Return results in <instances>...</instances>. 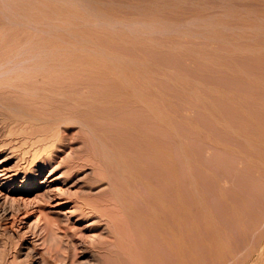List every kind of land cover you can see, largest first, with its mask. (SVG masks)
I'll use <instances>...</instances> for the list:
<instances>
[{
    "label": "rangeland",
    "instance_id": "1",
    "mask_svg": "<svg viewBox=\"0 0 264 264\" xmlns=\"http://www.w3.org/2000/svg\"><path fill=\"white\" fill-rule=\"evenodd\" d=\"M20 1H22V0H20ZM28 1L25 0V3H27V4H25L23 2L24 3L23 4V10L21 9L23 12L22 15L23 16L26 15V16L25 17L21 16V18H22V19L20 18L21 23L28 25L29 22L26 23V18L28 19V21L34 22L33 24H35L36 22L37 23L39 22L38 24L39 25L42 24L43 27L38 26V28H39L38 30L40 31V29H41L42 33L45 31L44 32L45 34L44 33L43 34L38 33L39 31L34 32V31L30 30V28L27 27V25H23V24H20V26L17 29H13L14 26L11 24V22H9V20L8 21L5 20L6 18L4 19V17H7L9 12H5L6 10H4L3 8L2 9L4 11H2V9L0 8V10L2 11L0 13V18H2V19H0V35H1V33H3L0 36L1 37L0 38V45H1L0 46V56H1L0 60L2 61V62L0 61L1 62L0 63V66H1L0 67V264H119V261L122 264H126V263H124L125 260L123 259V257L125 256V252H123L122 247L118 245L119 247L116 248V245L114 246V243L112 244V242L114 241L115 238L113 236L114 234L110 233V230L112 231V229H113L112 232H114L115 229L113 226L117 227V225H113V223L115 224L117 222V224H118V222L122 221L121 226H123L124 223H128V221H130L131 216H133V215L128 216V213L131 210H133V211H131L132 213L130 212L129 214H133V212H135V213L139 212L138 209L135 210V208H134L135 204L136 205L140 204L137 207L141 206L139 209H141L140 211L143 212L142 211V207H143L142 205H144V207H145L144 200L147 201L148 200V199L146 200L147 197H149V200H150V196L152 194H151V192L148 191V189H146L147 186L145 184H143L142 179L146 180L147 176H150L147 179L149 181H151V178H156V180H159V181L156 182V181H154L155 179L153 181H154V184L156 182L157 188L161 182H162V184L164 183V186L167 185L166 186L167 188H170L172 186L173 176L171 175L170 170H169V168L170 167L172 168V166L170 165V167H169V164L167 165V163H169L171 161V160L169 161L168 157L170 156L171 157L170 159H172L173 158V152H175V153L178 152V153H176V155L177 154L179 155L180 151L183 154V155L180 154V157L182 159L179 156H177L178 158H175L176 155H174V158L176 160L179 159L181 161L180 163L184 164V165L181 164V166L178 165L179 167H181V169H180L181 172L180 171L179 172L181 173V175H186V177L181 176L180 177L181 179L184 177L185 178L180 180L179 176H178L179 172L177 174V177H178L177 182L179 181V184H180V185L178 184V186L181 187V185H182L181 188H183V190H184V191H182V189H181V191H179L180 189H179V187H177L179 189V190L178 189L177 190L179 192H182V194L178 193V195L179 196L182 195V197L185 195L184 196L185 199L183 197V201L180 199V201H182L181 204L184 202L186 203L187 198L193 197L194 194H195L194 199H195V197L197 198L195 200H193V198H189L192 201H190L188 199L190 202L188 201L189 204L187 203V207H185L186 206V205H184L185 203L182 204V207H183V209L186 208L184 210H190V212L191 211L195 212V214H196V209H195L196 204H197V206L201 205L203 207H206L205 213L207 212V214L211 218V221L216 219L215 216H217V215L219 216V214L221 213L220 214L221 217L219 216V218H217V221H220V222H217L216 220H215L216 222L215 221H212V222H213V224L215 223L214 224L215 226H216V224H218L217 228L218 229L220 228L219 231L221 233V236L219 237V239L223 240V241L217 240V243L218 242L219 243L217 244L216 254H215V251L213 249L212 252H213L214 256L213 255L211 256L210 255L211 250L209 249V247L206 248L207 246L204 245L203 243L201 244V241H200V239H201L200 237H202V233L204 231L203 232L201 231L203 228H202V221H201V219H199L201 217V215H199L200 217L196 216V218H197V220L199 219L201 223H198L196 221L195 222L197 225L201 224V225H198V227H199L198 229H201L200 231L202 232V233L200 232V235H199V232H197V229H192L195 226L192 227L191 223L188 222L187 220H186L187 223H186V221H184L185 223L182 224L183 228H185V224H187L186 227H188L190 225V227L184 229L185 232H187L188 236H190V238L192 236H195V234L198 233L197 237L199 239L195 238L196 239L195 240L194 237H192L193 238L192 240H189L188 239L189 237L184 238V237H186V233L184 234V232H183V235H185L183 237V240L185 239L184 242L187 243L188 241H190V242L192 241V243H188V245L191 244V246H189L191 248L193 241H194V245H195L196 241L199 240L200 241L199 243L201 244L202 247L198 244V241H197L196 245L202 249L204 248V250L202 252L201 251L202 249L199 250L200 248L197 249L198 247L195 246V248H196L195 251L197 254H199L200 251L204 254L206 253L205 255H202L200 253V256L202 255V256L207 258L206 255H208L207 261H210V262H207V261L206 262L209 264H212V263L215 264L217 262L216 258L212 259V257H215V255L217 256L220 254L218 257H221V258L227 257V256L231 255V253H232L231 250H233V249L235 250V251H233V253L238 255V251L239 250L242 251L244 249L243 247L246 246L245 245L246 242L247 243L250 242L251 244H254L255 239L257 238V236L259 234V233L255 232L256 228L258 229V227H261L260 229H258V231L264 232V225H262L264 222L263 221L264 220L263 219L264 218V207H263L264 206V193H263L264 192L263 191V188H264V179H263L264 178V168L263 167L264 166L262 168H260L259 159L257 158L258 157L257 154H259L261 151L260 149L263 150V147H264L263 146V144H264V134H263L264 133V131H263V129H264V119H263L264 118V115H263L264 114V110H263L264 106L261 109L260 107H262V106H260V104H259L260 107H258V105L255 104V101H253L254 100L253 98H256V94L258 92H257V89L255 87L254 80L251 77L252 75H254V76L258 75L257 72H259V69H263V71H264V65L262 64V63H264V61H261V59L259 57L260 55L256 54V48H258V45H259L258 43H259L261 34L259 37H257L256 35H259V32L260 33L262 32V29L259 26H257L256 17H255V16L259 15L258 10H259L260 0H238V1L237 0H164V1L163 0H143V1L139 0L140 2L138 0H116L117 2H114L115 0H95V2H94V0L93 1L92 0H73V1L68 0L71 4L68 3V1H66L67 4H65V0H63V1L60 0L61 2L59 0H40V1L36 0L37 3H35L36 1L35 2H31L32 0L29 1L31 3V5L33 4L32 6H35L34 9L36 10V12L38 14L36 12L34 13L35 10L32 11V9L30 8L32 6L30 4H28L29 3ZM75 1H77L76 2L77 4L73 3ZM100 2H102L101 5H99ZM104 3H105V5H104ZM57 4L59 5V7ZM79 4H81V7ZM27 5L30 6V7H28L29 10H27ZM46 5L48 6L47 8H46ZM249 5H250V7H249ZM56 6H57V8L61 9L62 12H60L59 9H56ZM82 6H83V8H82ZM84 6H86L87 8L89 7L90 9L89 8L87 9ZM244 6H246V7L244 8ZM96 7L99 8L100 10L97 9ZM101 7H103V8L101 9ZM213 7H215V8H213ZM37 8H38V10H37ZM48 8H51V9H48ZM63 8H65V10ZM108 8H109V10L107 11ZM110 8H112V10H110ZM251 8H253V9L251 10ZM30 9L33 13L31 14V17L29 19L28 17L30 16V12H31ZM91 9H93V11ZM113 9H115V11ZM248 9H249V11H248ZM26 10L28 12L27 14H29L28 16L24 12ZM56 10H57V12H56ZM101 10H103V11H101ZM119 10H121L123 13ZM196 10H198V11H196ZM58 11H59V13H58ZM63 11H65V12H63ZM87 11H88V13L86 14ZM243 11H244V13H243ZM55 12H56V14H53ZM173 12H174V14H173ZM185 12H186V14H184ZM251 12H253V13H251ZM256 12H257V14H256ZM2 13H3V15H1ZM69 13H71V14H69ZM96 13H98V16L99 15L102 16V18L101 19L96 18V16H97ZM109 13H110V15H109ZM45 14L48 16L47 20L45 19L47 17ZM59 14L61 15V17L59 16ZM64 14H65V17H63ZM121 14L123 15V17L121 16ZM165 14H166V16H165ZM181 14H184V15H181ZM253 14H254V17H251V16H253ZM41 15H43L42 16L43 18L45 17L44 19L46 20V23L49 19H50V21H52V20L54 21V18L56 20V23L54 21L53 23L49 24L50 21H48V23L46 24L45 21L41 17H39ZM55 15H56V17H55ZM83 15H85V16H83ZM124 15H126L127 18ZM208 15L211 17H209ZM239 15H240V17H239ZM243 15H245V16H243ZM32 16L35 18H33ZM51 16H53V17H51ZM103 16H105V17H103ZM167 16H169V17L166 18ZM178 16H179V18H178ZM196 16H197V18H196ZM174 17L175 18L177 17L176 20H174L175 19ZM191 17H193V18H191ZM7 18L10 19L9 16ZM40 18H41V21H43L41 24H40ZM77 18L79 20H81V19L85 20L86 19L85 21L81 20V22L84 21L83 23H85L86 25L81 23L80 21L78 23L76 21ZM90 18L92 19V22H91ZM114 18L117 22L114 21ZM252 18H253V20H252ZM98 20H99V22H103V23L100 24L98 22ZM63 21L66 23L65 25H64ZM86 21H88L89 24L86 23ZM253 21H255V22H253ZM6 22H8L9 24L8 23L6 24ZM93 22L94 23L96 22V24H93ZM133 22H140V23L137 24V23H133ZM141 22L142 23L144 22V24L147 27L144 24L140 25V24H142ZM37 23H36V25H37ZM44 24L48 25V26H45ZM51 24L55 25L53 27H57V28L54 29ZM73 24H74V26H78V27H76V29H75ZM159 24H161V25H159ZM9 25H10V28L8 27ZM105 26H107V27L105 28ZM192 26H193V28H192ZM3 27H5L6 29H4ZM48 27H50V28H48ZM115 27H117V28H115ZM42 28H43V30H42ZM65 28L68 30H66ZM129 28H131V29H129ZM246 28H250V30L249 29L247 30ZM7 29H10V30H7ZM48 29H49V31H48ZM56 29H57V31L58 30L59 31L57 32ZM62 29L65 31V33L62 31ZM218 29H219V31H218ZM17 30L20 33L17 32ZM74 30L76 32H74ZM88 30H90V32ZM126 30H127V32H126ZM130 30H131V32H130ZM227 30H228V32L230 30L232 32V33L229 32L228 36H227ZM257 30H259V31H257ZM8 31H9L8 34H10V35H8V37H7L6 35H7ZM14 31L16 33H19L18 35H19L20 39H17L19 41V43L18 42L16 43L15 42L16 40L15 41L13 40L14 39L13 37L15 35ZM23 31L31 32V34L29 33V35H28V33L25 32L28 36H26V34H24L25 35V37H24V35L21 34V32H23ZM46 31H48V33L50 35L46 34L47 33ZM80 31H83L84 33L81 35L82 32H80ZM207 31H209V32L204 33ZM95 32H97V34ZM33 33H34V35H32ZM57 33H61V34H63V36L61 34H58L59 35V37H58ZM66 33H68V34H66ZM20 34L23 36H21ZM36 34L40 37H38V36L36 37ZM99 34H102L103 36L99 35ZM124 34H125V36H124ZM145 34H146V36H143ZM189 34H190V36H189ZM250 34H251V36H250ZM11 35H13V36H11ZM30 35H32V36H30ZM41 35H43V36H41ZM48 35L50 38L48 37ZM157 35H162V36H157ZM192 35H193V38H192ZM4 36H6V37H4ZM64 36H66L67 39L64 38ZM136 36L139 38H137ZM152 36H154V37H152ZM182 36H184V38ZM2 37L4 39L7 38V40L5 39L6 41L5 40L3 41ZM10 37H12L13 39ZM43 37L45 38V39H43V41H46V44L42 41ZM55 37H57L58 39H60V41H63V42H60ZM251 37H252V40L249 39ZM254 37H256V38H254ZM27 38H28V40L29 39L30 40L27 41ZM39 38H40V40H39ZM46 38H47V40H46ZM81 38H83V39H81ZM130 38H132V40ZM136 38H137V40H136ZM164 38H166V39L164 40ZM169 38L171 40H169ZM177 38H178V40H177ZM219 38L220 39L222 38V39L220 40ZM223 38L226 40H224ZM231 38H233L232 42H230L232 40ZM10 39H12L13 41H11ZM36 39L39 42L35 41ZM108 39H109V41H108ZM235 39L237 40V42ZM8 40H10L11 43ZM24 40H26V44H25ZM168 40L171 41L172 43L169 42ZM180 40H183V41L180 42ZM238 40H239V42L240 41L241 42L239 43ZM7 41L10 43V44L7 43L9 46V47H7V49H9V50L2 48V47L6 48L7 44H5V43ZM20 41H21V44H23L22 46H18L20 44ZM33 41L36 42L40 47L43 45L41 47L42 50H40L41 48L36 43H34ZM40 41H42V42H40ZM67 41L68 42L70 41V44H68ZM114 41H115V43H114ZM56 42L58 44L60 42L61 46L57 45ZM65 42H67V44ZM75 42H77V43H75ZM195 42H197V43H195ZM200 42H201V44H200ZM202 42H204L205 44L204 43L202 44ZM207 42H208V45L205 46ZM39 43H41V44H39ZM47 43H49V44H47ZM72 43H74V44L71 45ZM163 43H165L166 47L164 46ZM166 43L167 44L170 43V47H169V45L167 46ZM174 43H175V45H174ZM181 43L184 45L185 44H187V45L184 46ZM189 43L192 46L189 45ZM210 43H212V44L210 45ZM215 43H217V45ZM32 44H33V46H32ZM137 44H139V45H137ZM177 44H179V45H177ZM123 45H124V47H123ZM193 45H196V46L194 47ZM203 45H204V47H203ZM239 45H240V47H238ZM243 45H244V47H243ZM247 45L257 46V47H249L248 46L249 48L247 50V47H246ZM14 46H17L18 49L16 48V50H13ZM48 46L50 49L47 48ZM163 46H164V48H163ZM226 46H228L229 48H227ZM36 47H38V48H36ZM208 47H209V49H208ZM241 47H243V48H241ZM30 48H31V51L33 53L30 51ZM92 48H94V49L91 50ZM131 48L132 49L135 48V49L132 50ZM145 48L146 49L149 48V49L144 50ZM167 48H168V50H167ZM214 48L217 50L215 51ZM1 49H3L4 51H2ZM36 49H38V51H36ZM117 49H118V51H117ZM138 49H140V50H138ZM10 50H13L14 53H12V51H10ZM25 50H26V52H25ZM104 50L105 51L108 50V51L105 52ZM111 50H112V53H111ZM124 50L126 51V53ZM162 50H164V51H162ZM223 50H224V52H223ZM225 50L228 52H225ZM28 51H30V53ZM34 51H36V53ZM54 51H55V53H54ZM170 51H172V53ZM179 51H181V52H179ZM3 52H5V53H3ZM49 52H51V53H49ZM93 52L94 53L96 52V54H94ZM137 52L139 53L138 56H137V54H138ZM19 53H21V54H19ZM110 53H111V55H110ZM10 54L11 55L16 54V56L14 55L15 57L14 56L13 57L14 58L17 57V58L16 59L11 58L12 56ZM24 54L27 58L24 56ZM118 54H120L121 57ZM185 54H187V55H185ZM219 54H220V57H218ZM8 55H9V57H8ZM18 55H20L19 57H21V59L18 57ZM64 55L69 56L70 59L67 58V60L63 61L62 59H65L67 57L66 56L63 58ZM201 55H202V57H201ZM246 55L249 56L250 58H248ZM3 56H4V58H3ZM6 56H7V59L4 60L6 58ZM23 56H24V60H27V61L22 60ZM52 56H54V57H52ZM57 56H58V58H57ZM70 56H72V57H70ZM142 56H145V57H142ZM160 56H161V58H159ZM187 56H189L190 58ZM207 56H209V57H207ZM32 57H33V59H32ZM60 57H62V58H60ZM98 57L101 60H99ZM171 57H173V58H171ZM230 57L233 58L234 63L231 61L232 58L230 59ZM132 58H135V60H133ZM180 58H182V59L180 60ZM227 58H228V62H227ZM13 59L19 63H20V61L22 62V63H20V65H18L19 67L16 66L19 63L15 62ZM29 59H31V61ZM48 59L50 62L48 61ZM54 59H61V61L58 60V62H56L57 60L55 61ZM166 59L168 61H165ZM200 59L203 60V62ZM219 59L220 60L222 59V61H220ZM7 60H9V62ZM10 60H11L12 65L10 64ZM42 60H44V62ZM78 60H80L81 62L80 61L78 62ZM83 60H84V62H83ZM204 60H205V62H204ZM212 60H214V61H212ZM239 60H241V61H239ZM243 60L245 63L243 62ZM13 61L15 62L14 64L12 63ZM146 61H148V62H146ZM253 61L255 64H253ZM70 62H72V63L70 64ZM85 62H87V63H85ZM127 62H128V64H127ZM161 62H163V63L161 64ZM188 62L190 64H188ZM82 63H83V65H82ZM182 63H184V64H182ZM227 63L230 65V67L228 66ZM7 64H10L11 66L15 65V67H11ZM32 64H34V65L32 66ZM54 64H56V66ZM63 64H65L64 66H66V65L67 66L66 67L63 66L64 68H61L62 67L61 65H63ZM74 64H76V65H74ZM131 64L133 66H131ZM138 64L140 65L141 68L139 67ZM2 65H4V66H2ZM98 65H100V66H98ZM257 65H260V67ZM26 66H28V67H26ZM72 66H74V67H72ZM197 66H200V67H197ZM220 66H222V67L224 66V67L222 68ZM238 66H239V68H238ZM253 66H255V67H253ZM8 67H9V69H8ZM107 67H109V68H107ZM164 67H165V69H164ZM218 67H220V69ZM244 67H245V69H244ZM10 68H13V69H10ZM47 68H49V69H47ZM167 68H168V70L170 69V71L166 70ZM179 68H181V69L179 70ZM231 68H232V70H231ZM256 68L258 69V71L256 70ZM17 69H19V70L17 71ZM7 70H8V72H7ZM12 70H15V71H12ZM21 70H23V71H21ZM43 70L45 72H43ZM143 70H146V71L143 72ZM152 70H155V71L153 72ZM253 70H254V73H253ZM65 71L68 73V75H65V73H64ZM248 71L250 72V74ZM61 72H63V73H61ZM237 72H238V74H237ZM108 73H109V75H108ZM117 73H119V74H117ZM152 73H155V75ZM14 74L16 77H14ZM46 74L47 75L49 74V75L47 76ZM115 74H117V75H115ZM140 74L144 77H141ZM239 74H241L242 76ZM54 75H55V79H54ZM45 76L47 79L44 78ZM67 76H68V79H66ZM158 76H160V77H158ZM62 77L64 78V80ZM48 78H50V79H48ZM121 78L124 80H122ZM250 78H252V79H250ZM50 80H51V82H50ZM137 80L138 81L140 80L139 81L140 83ZM143 80H144V82H143ZM250 80L253 82L252 84H251ZM40 81L42 82L41 83L42 85H39ZM55 81H56V83H55ZM60 81L62 82V84ZM123 81H124V83H123ZM244 81H245V83H244ZM43 83H45V84H43ZM46 83H48V84H46ZM59 83H60V85H59ZM51 85H53L54 87ZM85 86H87V87H85ZM29 87H31L32 89L31 88L29 89ZM46 87H48V88H46ZM52 87L55 88V90L51 89ZM61 87L62 88L64 87V88L62 89ZM73 87H74V89H73ZM76 87H79V88H76ZM93 87H95V88H93ZM249 87H252V88L248 89ZM81 88L84 90L80 91ZM101 88H104V89H101ZM59 89L61 90V92ZM64 89L66 91H64ZM85 89H87V90L89 89V90L85 91ZM133 89L136 91H134ZM68 90H70V91H68ZM75 90L79 94L76 93ZM106 90H107V92H106ZM146 90L147 91L150 90V91L147 92ZM158 90H159V92H158ZM50 91L52 93H50ZM73 91H75V92H73ZM93 91L94 92L96 91V92L94 93ZM97 91H99V92H97ZM137 91H140V92H137ZM152 91H154L153 92L154 94L152 93ZM250 91H252L254 93H252ZM57 92H59V93H57ZM66 92H69V93H66ZM119 92H120V94H119ZM160 92L163 96L160 95ZM48 93H50V94L48 95ZM70 93H71V95H70ZM97 93H100V94H97ZM61 94H63V95H61ZM91 94H92V97H91ZM75 95H76V97H75ZM129 95H132V96H129ZM148 95H150V96H148ZM153 95H154V97H152ZM50 96L53 98L51 99ZM61 96H63V97H61ZM78 96H79V98H78ZM100 96H102L101 98H105V97L106 98L103 100L100 98ZM107 96L110 98H108ZM136 96H138V97H136ZM243 96H245V97H243ZM47 97H49V99ZM87 97L88 98L90 97L89 98L90 100ZM93 97H96V99L95 98L93 99L94 102L91 101ZM150 97H152V99ZM155 97L158 99L155 100L156 99ZM137 98L139 100L141 99L142 101L137 100ZM57 99H58V101H57ZM230 99H233L234 101L230 100ZM243 99L246 101V103ZM250 100L256 105V106L255 105L254 106L257 107V109L256 108L250 109V107L253 106V103L250 102ZM50 102H52V103H50ZM54 102H56V103H54ZM58 102H60V104ZM65 102L68 104L64 105ZM84 102H85V104H84ZM139 102H141V103H139ZM162 102H164V103H162ZM243 102H244V104H243ZM57 103H58V106H57ZM61 103L63 104V106H61L62 105ZM145 104H146V106H145ZM163 104L165 105V107H163ZM151 105H154V106L151 107ZM247 105L248 106L251 105V106L248 107ZM261 105H262V103H261ZM90 106H92V107H90ZM95 106H97V108ZM146 109H148V110H146ZM150 109H151V111H150ZM243 109H245V110L250 109L249 111L252 110L251 111V113L253 114L252 118H258V119L260 118V120H263L260 122L261 124L253 123V121H250L251 118L249 120V117H248V120H249L248 121L246 119L247 114H245L247 112H245ZM164 110H166V111H164ZM253 110H254V112H253ZM156 111H159V113ZM150 113L152 114V116ZM161 113L163 115H161ZM156 114H157V116H156ZM244 114H245V116H244ZM259 114H260V116H259ZM159 117H161V118H159ZM244 119H246V120H244ZM244 121L247 122V124H249V126ZM248 122H250V123L252 122L251 123L252 125ZM111 125H114V127ZM250 128H252V129H250ZM257 129H259V130H257ZM252 130H253V132L257 131L256 132L257 134L253 133ZM140 132H141V134H140ZM246 132H247V134H246ZM110 134H111V136H110ZM253 134L256 137H254ZM145 135H146V137H145ZM236 135H238L239 137ZM242 135L243 136L245 135V136L243 137ZM257 135L259 137H261V139ZM107 136H109L110 138ZM137 136H139V137L137 138ZM105 137H106V139H105ZM111 137L112 138L113 137L119 138L120 140L123 138L124 141H123V139L121 141L126 142V143L132 142L130 138H133V137L135 139L140 138V139H148V140H150V138H151V140H153L157 143L160 140L162 142L164 140L165 144L167 143L166 144L167 146L165 148V144H163L164 147L162 148V146H161L162 144H160V145L158 144L159 147L161 148V150L163 151V152H161L160 155H158V157L163 158V157L168 156L167 157L168 159H166L167 161L163 160L166 164L163 161H160L162 159L159 160V158H158V162L160 161L159 164L161 163V165H159V164L157 165L156 163L151 161L153 159L151 156H148V155L146 156V158H144V156H143L142 157L143 160L142 159L139 160L141 157L137 156L138 155L137 153L133 157L132 156L133 152H132V154H131V152H129L130 155L133 157V160L137 158V161L139 160L138 162L141 161V163H142V161H144V159H145L147 162L144 161V164L142 163L140 165L144 166L146 164L143 168H145L147 166L146 167L147 170L149 167L151 168V166H152V165L148 166V165H150L149 162H152L154 167H156V165H157V168H158L157 172H159L160 174H163V175L165 174L164 178H163V175H160V174L157 175L156 173H154V172H156V169H154L153 167H152L153 169L151 168L152 170H150V168H149V170H150V171L148 170L150 172L149 174L147 173L148 171L146 172V174H148V175L143 173V171L140 174L139 173L140 170L138 172V170H136V169H143V168L140 167V165L137 161L136 162L138 164L135 163V160L133 163V161L131 159H129V158H131V156H129V153L128 152H127V154L124 153L126 151H123L121 149L122 146L119 147V145L123 144L119 139H118L119 141H117L115 139L119 143V145H118V143L116 142L117 143L116 147L118 146L117 148L118 149L120 148L121 151H123V152L120 151L121 152V154H120L118 149H117V152H113V150L110 151V149H112L111 148L112 146L109 143V139H111ZM128 137H130V138H128ZM172 137H174L175 140L172 139ZM195 137L197 138V140L199 142L192 141V139L196 140V139H194ZM213 137H216V138H213ZM107 138H109V139H107ZM126 138L130 141H128ZM158 138H159V140H157ZM201 138H203L202 142L204 144H202V142L200 140ZM204 138H207V139H204ZM188 139L191 142V144H188ZM218 139L220 140V142L218 141ZM233 139H237V140H233ZM238 139H240L241 141ZM243 139H244V141H243ZM253 139H255V140H253ZM125 140H127V141H125ZM171 140L172 141L174 140L173 143H175V144H173ZM185 140L187 141V143ZM245 140H247V141H245ZM249 140L251 141V143H247V142H249ZM256 140L257 141L259 140V141L257 142ZM182 141H183V143H181ZM234 141L239 143V145L237 144L238 147L236 145V149L234 148V146H235L234 144H236V143H234ZM105 142H107L106 145L107 144L109 145V146L107 145L109 147V149H107L108 147L105 145ZM120 142H121V144H120ZM184 142L187 146L184 144ZM205 142H206V144H205ZM221 142H222V144H221ZM211 143H212V145H211ZM176 144H177V146H176ZM213 144H214V146H213ZM227 144H228V146H227ZM232 144H233V146H230ZM257 144L259 145V150L257 149L258 148ZM261 144L263 147L261 146ZM128 145L126 147H128ZM133 145L134 144L130 143L129 147L133 149V147H132ZM173 145H174V147H173ZM191 145L193 146V148ZM206 145H207V147H206ZM253 145L257 148L256 149H255V147L253 148L252 147ZM189 146L192 148L191 152H190L191 148ZM239 146H240V148H239ZM167 147L171 151L168 150ZM205 147L207 150L210 147V149L208 150L209 152H207V150L204 149ZM216 147L218 149L219 148L222 149L223 152L220 149L217 151ZM246 147H248V148H246ZM174 148H175V150H174ZM243 148H245V149H243ZM165 149H167L170 152L168 153ZM176 149H177V151H176ZM183 149H184V151H183ZM193 149H195V150H193ZM200 149L204 150L206 152L205 153L203 151L205 155L202 156L203 152ZM187 150H189V151H187ZM214 150L218 153L216 154V152ZM246 150L248 151V153L246 152ZM198 151L199 152L201 151L200 152L201 154ZM210 151H213L215 153V155H214V153L211 154L212 152H210ZM219 151H221L223 153V155L225 154L226 156L225 155L220 156V154H222V153L220 152V154H219ZM227 151H229V152H227ZM109 152H111V153H109ZM123 153L126 154V157H128V158H125ZM190 153H192V155ZM194 153L196 155H193ZM241 153H242V155H241ZM162 154H164V155H162ZM188 154H190L191 156H194V157H191ZM230 154H232L231 155L232 157L230 156ZM251 154H253L252 157L254 159L251 158ZM206 155H208L207 156L208 158L206 157ZM216 155H217V157H216ZM233 155H234V157H233ZM204 156H205V158H204ZM239 156H241V158ZM218 157L219 158L222 157V158L218 160ZM224 157H225V159H223ZM147 158H149L150 161L147 160ZM192 158H194L193 160L195 161V164L191 160ZM206 158L208 160H209V158H212V159L209 160V163H208V160H206V162H205L206 165L203 162L202 163L200 162L201 160L205 161ZM216 158H217V161H220V162H218L219 164L213 163V162H216ZM231 158L233 159V162H235L236 159H238V158L240 159L239 166H238V163L236 165L237 169L234 167V163L231 165L223 166L224 164H228V163L230 164L231 161H229V160H232ZM234 158H235V160H234ZM175 159H172V161L170 162V164H173V166H175L176 165L175 162H177ZM222 159L226 160V163H224ZM227 159H228V163H227ZM124 160H125V162H128V165H132V166L134 165V167L138 166L140 168L137 167L134 171V168L132 166L129 167L128 165H124V164H127L124 162ZM174 160H175V162H174ZM179 160H178V162H179ZM247 160H248V162H246ZM97 162L98 163L101 162L100 163L101 167H99L100 164H98ZM131 162H132V164H130ZM244 162L246 165L244 164ZM163 163H164L165 167H167V168L164 167ZM190 163H192L193 165H196L195 166L196 168H194V169L199 170L201 168L199 170V172L194 171L192 168L194 166H190V165H192ZM197 163H199V165ZM200 163H201V165H200ZM207 163H208V165H207ZM95 164H98V165H95ZM119 164L120 165L122 164V165L119 166ZM202 164H204L206 167ZM215 164H216V167L214 168ZM235 164H236V162H235ZM113 165L115 166L116 169L113 168L114 167ZM209 165H210V167L207 168ZM240 165L243 166V168H240ZM96 166H98V167H96ZM161 166H162V169H164V170L168 169V170L164 173V171L161 169ZM178 166L176 165L177 168H178ZM219 166H221V168ZM227 166L228 167L232 166V168H230V167L229 168H230V170L231 169H234V170L232 172H230ZM248 166H249V172L247 171ZM105 167L108 168V170ZM224 167L226 168L225 171L223 169ZM250 167H251V169H250ZM109 168H111V170ZM129 168L130 169L132 168V169L130 170ZM159 168L161 169V171H159L160 170ZM257 168H259V169L257 170ZM101 169H103L105 171H103ZM183 169L185 170L184 172H186V173H184L182 171ZM186 169H189V170H186ZM190 169L193 171H191ZM210 169H213V171L211 170V172H209ZM153 170H155V171L153 172ZM214 170L215 171L220 170V171H218V173H217V172H214ZM221 170H223V172ZM237 170L240 173L243 172V173H241L243 175H240V173L238 174V172L236 174L235 172ZM253 170L254 171L256 170V172H254ZM98 171H101L102 173L98 172ZM245 171H246V173H245ZM111 172L113 173V175ZM130 172L131 173L138 172V175H140V176H137V177L134 176V178H130L129 177ZM167 172H169V175L172 176V177L168 176L169 180H167L165 178L168 174ZM187 172L188 173L190 172V173L188 174ZM192 172L194 173V175ZM195 172L199 173V175L201 177L199 175H197ZM203 172H206V173H203ZM219 172L223 173V176H222V174L219 175L220 174ZM252 172H254V173L252 174ZM121 173H122V175H121ZM201 173L205 174V176L206 175H208V176L205 177ZM210 173L212 174V176ZM224 173H225V175L227 173L229 175L227 174L225 177ZM260 173L263 175H261ZM102 174H104L105 176ZM109 174H110V176L112 175L113 178H112V176L109 177ZM155 175H156V177H155ZM159 175H160V177H159ZM187 175L189 177H191L193 175L192 177L194 179L189 178ZM195 175H197V176H195ZM230 175L232 177V180L229 177ZM251 175L254 177H252ZM8 176H12L10 178L11 180H9V178H7ZM125 176H126V178H125ZM161 176H162V178H161ZM238 176L240 178L242 176H244L245 179L243 177V180L242 179L240 180ZM247 176H251V177L248 178ZM114 177H119V178H115V180H114ZM139 177H140V179H139ZM196 177H197L196 181L191 182V181L195 180ZM202 177H203L204 183H203ZM213 177H214V179H213ZM216 177H219L220 179L219 178L216 179ZM227 177H229V178L227 179ZM236 177H238V180ZM160 178H161V182H160ZM198 178H200L199 181H198ZM258 178L260 181L257 180ZM170 179L172 181L170 183L171 186H168L169 183L167 181L170 182ZM207 179H209V180H207ZM248 179L251 180V181L249 180V182H252V183H249V185H248V182L246 181ZM118 180H119V183L121 185L118 184V182H117ZM165 180H166V182H165ZM183 180L185 181V183ZM200 180H201V182H200ZM220 180H221V182H220ZM109 181L110 182L112 181V182L110 183ZM121 181H122V183H121ZM180 181H182V184ZM229 181L231 182V184L229 183ZM123 182L125 183L126 187H125ZM190 182L192 183L191 185H190ZM197 182H199V184L195 185ZM212 182H214V183H212ZM225 182H227L228 184ZM112 183L118 184V186L120 185L121 187L123 186L124 188L117 186L118 189L117 188L114 189L113 187H115L116 185L112 184ZM188 183H189V185L186 186V184H188ZM238 183H239V185L236 187L235 185ZM202 184L204 186L206 184L207 185L204 187ZM232 184L234 185V187H232ZM209 185L212 187H210ZM240 185H241V187H240ZM164 186L162 185L161 188L159 186L158 190L159 189L161 190L162 187H163V190L166 189V187H164ZM197 186L199 188H201V187L202 188L198 189ZM213 186H215V187L213 188ZM143 187L146 190L144 189V191H143ZM27 188H28V190L26 192H23ZM193 188L196 190H194ZM203 188H205V189L203 190ZM206 188H208V189H206ZM225 188H228L229 190L228 189L227 190L230 191L231 193L230 192L227 193V190ZM234 188L236 190H234ZM248 188H250V190L247 191L246 189H248ZM186 189H188L189 192H187ZM197 189H198V192H196ZM237 189H240L242 191L239 190L240 192H238ZM244 189H245V191H244ZM255 189H256V191H255ZM158 190H157V192H158ZM199 190L203 193L202 196H200V194H202V193ZM202 190L204 192L206 191L205 193L208 195H206ZM218 190H219V192H218ZM166 191H167V189H166ZM193 191H194V193L192 195ZM213 191L215 193H213ZM216 191H217V194H216ZM259 191H260V193H259ZM144 192L147 194L146 197L144 195L145 194ZM163 192L165 193V190ZM172 192H173V190L171 187L168 194L170 193L169 195L172 196ZM199 192H200V194H199ZM207 192H209V193L211 192L210 195ZM110 193L113 194V196L109 195ZM142 193H144V194H142ZM164 193H163V196L165 197ZM188 194H190L191 196H188ZM204 194H205V196H204ZM253 194H254V196H253ZM120 195H121V197H120ZM131 195L133 197L135 196V198H131ZM139 195H141V196H139ZM198 195L201 198L204 196V198L207 199V200H205L206 202H202L203 199H200V197ZM213 195H218V196H213ZM228 195L231 196V197H229V199H228ZM235 195H236V199L239 201H237L236 199H232V198H235ZM243 195H245V196L243 197ZM106 196H107V198L109 197L108 201L106 203L108 205L105 204V201H106L105 199H107V198H105ZM117 196L120 199V201H122L125 197V199L122 201V203L129 206L130 209L125 207V210L128 209L129 212L128 211L125 212L124 207H122V209H121L120 205L122 203L118 202L119 199L117 198ZM168 196H167V192H166V197H168ZM262 196H263V198H262ZM129 197L132 199V201ZM141 197H143L145 199L143 200V198L141 199ZM253 197H256V199H253ZM109 199L117 202V205H116V203L114 204V201H112L113 202V204H112ZM128 199H130L129 201H131L132 203L133 202L135 203L137 201V203L132 204V205H134V207L130 204L131 202L130 203L127 202ZM166 199L169 200L170 198H166ZM244 199H246V200H244ZM212 200H215V201L213 202ZM248 200H249V203L247 202ZM254 200H255L254 204L256 206L254 204H252L254 202ZM61 201H67L68 203H66L64 205H59L58 203ZM84 201H86V202H84ZM88 201H90V202H88ZM197 201L199 204L197 203ZM217 201H218V203H217ZM220 201H221V203L222 202L223 203L221 204ZM98 202L100 203L99 206H98V204H95ZM109 202H110V204H109ZM191 202H192V205L190 204ZM193 202L194 203L196 202V204L194 205ZM234 202H236L235 205L233 204ZM83 203H87V204L91 203L90 205L96 206L95 207L96 210L94 212L91 211L92 210L91 207L87 208V206ZM92 203H94V204H92ZM238 203H239V205H237ZM214 204H216V205H214ZM241 204H242V206H241ZM103 205H104V207H102ZM112 205H114V207H116L115 210L117 209L116 211L118 212V214L114 210ZM209 205H211V206H209ZM230 205H233V206H231V208H230ZM257 205H258V211L254 210L257 208ZM109 206L114 210V212H112V210L108 209V208H110ZM130 206H132L133 208ZM188 206H190V207H188ZM191 206H193V207H191ZM243 206L246 209L248 208L247 206H249V208L246 210ZM105 207H107L108 210ZM235 207H238V208H235ZM241 207H243V209ZM103 208H104V210L106 209L105 210L106 213H107V211H109V213L106 215L108 217L110 215L112 218H114V221H113V219H110V217L106 218L107 216L104 217L103 216L104 214L102 215L101 212L103 211ZM189 208H191V209H189ZM192 208H194L195 211ZM226 208L228 209V213L231 214L230 210L231 211L233 210L232 211L233 214H236V215L233 216V214H232L233 217L231 216V219H230V216H229L230 214L226 213L227 212ZM232 208H234V209H232ZM73 209H75V210H73ZM97 209H100L101 211H99V213H98ZM120 209H121V211H119ZM249 209H251V211ZM143 210H144V208H143ZM252 210L254 213L252 212ZM210 211L211 212L214 211L212 213L215 216L210 214L211 213ZM255 211H257V212H255ZM105 212H103V213H105ZM111 212L114 214L112 215ZM238 212H240V213H238ZM243 212L246 214H244ZM122 213H123V215H122ZM126 213H127V215H125ZM250 213H252V215ZM192 214L194 215V213H192ZM223 215H224V217L226 215L229 216V217H226L225 220H226V222H228V224L231 223V225H233V226H231V227H233V229L229 228L230 224L227 226L226 225L227 223L226 224L224 223V220H223L224 217H222ZM242 215H244V216H242ZM250 215L252 216L251 218H250ZM236 216L238 217V219ZM220 218H223V219L221 220ZM241 218L243 219V221ZM252 218L253 219L255 218L254 220L255 221L257 220V222L259 224L262 223L261 224L262 226H260V225L252 226V224H251V221L253 220ZM107 219H109V220H107ZM123 219H124V221H123ZM125 219H127V220H125ZM232 219H235V220H232ZM115 220H118V221H115ZM246 220H248L249 223ZM234 221H236V224ZM238 221H239V223L241 222L242 226L238 225ZM221 222L223 224H221ZM233 222H234V224H233ZM243 223L244 224L247 223V227H248V225H249V227L248 228L245 227L246 225H244ZM119 225H120V223L118 224V226ZM127 225L129 226V224H126V226H124V228L129 230V228L132 227V225L129 228H127L128 227ZM222 225H223V227L225 225L227 226V227L225 226L224 228H225L226 234L228 233L227 235L229 236V239L223 238L224 236L227 237V235L225 234V231H223L224 229L222 228ZM236 225H238V226H236ZM239 226H240V228H239ZM243 226H244V228H242ZM183 228H182V230H183ZM189 228H191V231L195 230V231H193L195 234H192L193 232L190 233ZM188 229H189V231H188ZM242 229L245 233L242 231ZM253 229H254V231H253ZM128 230H126V231H128ZM233 231L237 232V233H233ZM241 231L243 233H241ZM248 231L251 232L252 235H251V233L249 234ZM115 233H116V230H115ZM130 233H132V232H130ZM189 233H190V235H189ZM222 233H224L225 235L223 234L224 236H222ZM125 234L124 235L126 236V238L125 237L121 238V239H123L122 241H124V238L126 240L130 237L127 234V232ZM191 234H192V236H191ZM230 234L232 235V237H230L231 236ZM238 234H239V236H238ZM254 234H255V236H254ZM124 235H122V236H124ZM127 236H129V237H127ZM246 236H248V237H246ZM249 236H251V237H249ZM253 236H254V238H253ZM154 237L151 238V242H152V239L154 240ZM205 237H207V236H205ZM221 237H222V239H221ZM230 238H232V239H230ZM245 238H248V239H245ZM249 238H251V239L253 238L254 240H251ZM224 239L225 240L228 239L230 244L232 243L233 245L231 246L229 243H227L228 241H225ZM241 239L244 240L245 244H243V241H241ZM249 240H251V241H249ZM224 242H226V244ZM153 243H155V241L152 242V244ZM227 244H228V246L230 245V247H227ZM234 244H236V245H234ZM155 245H153V246L156 247L155 248L156 250H158L159 252L164 251V248L162 245H160L161 246L160 247L159 244H157L158 247L161 248V250H159L157 248V246H155ZM218 246H220V247H218ZM222 246H223V248H222ZM236 246L238 247V250H237ZM119 248L122 249V254L120 253L121 251L119 252V250H120ZM230 248H231V250H229ZM115 249H117V250L115 251ZM206 249H207V252H209V254H207ZM224 250H225V252H224ZM228 251H231V253ZM246 251H248V249L247 250L245 249L241 254L239 252V257H243L244 255L250 254ZM258 251L260 252L261 250L256 249L254 251V253L251 255V258H253V257L256 258V255L259 254ZM116 252L118 253V256L115 255ZM245 252L248 254H246ZM223 253H224V256H223ZM233 253H232V255H234ZM162 254H163V252H162ZM120 255H121V257H120ZM202 256L199 257V255H197V257H199V259H202L203 258ZM117 257H119V258L117 259ZM205 260H206L205 258L202 259L203 263L202 262L201 263L206 264V262H204ZM213 260H214V262H212ZM258 262L259 263H257V264H263L264 259H263V261L260 260ZM218 263H216V264H218Z\"/></svg>",
    "mask_w": 264,
    "mask_h": 264
},
{
    "label": "bare ground",
    "instance_id": "2",
    "mask_svg": "<svg viewBox=\"0 0 264 264\" xmlns=\"http://www.w3.org/2000/svg\"><path fill=\"white\" fill-rule=\"evenodd\" d=\"M22 1H23V0H22ZM22 1H20V0H0V8H1V9L3 8L4 10H6L5 12H9V14L7 13V14H8L7 17L9 16L10 19H8L7 17H4V19L6 18L5 20H7V21L9 20V22H11V24L14 26V27L12 26L13 29H17V28L20 26V24H23V23H21V19H22L21 16H23V15H22V13H23L22 10H23V4L25 3V0L23 1L24 3H23ZM27 1H28V0H27ZM29 1H31V0H29ZM29 1H28V2H29ZM35 1H36V0H32L31 2H35ZM39 1H40V0H39ZM39 1H38V2H39ZM59 1H60V0H59ZM61 1H63V0H61ZM61 1H60V2H61ZM66 1H68V0H65V4H67ZM69 1H70V0H69ZM69 1H68V3H70ZM71 1H73V0H71ZM92 1H93V0H92ZM138 1H139V0H138ZM142 1H143V0H142ZM163 1H164V0H163ZM237 1H238V0H237ZM20 2H21V3H20ZM56 2H57V1H56ZM76 2H77V1H75V2H73V3H76ZM94 2H95V0H94ZM97 2H98V1H97ZM111 2H112V1H111ZM114 2H117V1L115 0ZM119 2H120V1H119ZM129 2H130V1H129ZM139 2H140V1H139ZM35 3H37V1H36ZM41 3H42V2H41ZM41 3H40V4H41ZM48 3H49V2H48ZM53 3H54V2H53ZM63 3H64V2H63ZM73 3H72V4H73ZM148 3H149V2H148ZM229 3H230V2H229ZM25 4H27V3H25ZM28 4L31 5L30 2H29ZM46 4H47V3H46ZM70 4H71V3H70ZM70 4H69V5H70ZM76 4H77V3H76ZM101 4H102V2H100L99 5H101ZM117 4H118V3H117ZM120 4H121V3H120ZM156 4H157V3H156ZM163 4H164V3H163ZM224 4H225V3H224ZM21 5H22V6H21ZM32 5H33V4H32ZM32 5H31V6H32ZM57 5H58V4H57ZM79 5H80V7H81V4H79ZM104 5H105V3H104ZM124 5H125V4H124ZM126 5H127V4H126ZM152 5H153V4H152ZM159 5H160V4H159ZM37 6H38V5H37ZM37 6H36V7H37ZM54 6H55V5H54ZM91 6H92V5H91ZM128 6H129V5H128ZM163 6H164V5H163ZM224 6H225V5H224ZM28 7H30V6L27 5V10H29ZM34 7H35V6L30 7V8L32 9V11L35 10ZM47 7H48V6L46 5V8H47ZM51 7H52V6H51ZM58 7H59V5H58ZM80 7H79V8H80ZM84 7H86V6H84ZM92 7H93V6H92ZM99 7H100V6H99ZM196 7H197V6H196ZM234 7H235V6H234ZM245 7H246V6H244V8H245ZM249 7H250V5H249ZM25 8H26V7H25ZM25 8H24V9H25ZM39 8H40V7H39ZM61 8H62V7H61ZM79 8H78V9H79ZM82 8H83V6H82ZM82 8H81V9H82ZM86 8H87V7H86ZM88 8H89V7H88ZM88 8H87V9H88ZM96 8H97V7H96ZM102 8H103V7H101V9H102ZM118 8H119V7H118ZM141 8H142V7H141ZM203 8H204V7H203ZM205 8H206V7H205ZM213 8H215V7H213ZM231 8H232V7H231ZM242 8H243V7H242ZM244 8H243V9H244ZM3 9H2V11H4ZM21 9H22V10H21ZM31 9H30V11H31ZM48 9H51V8H48ZM56 9H59V8H57V6H56ZM63 9L65 10V8H63ZM66 9H67V8H66ZM89 9H90V8H89ZM97 9H99V8H97ZM105 9H106V8H105ZM105 9H104V10H105ZM144 9H145V8H144ZM227 9H228V8H227ZM238 9H239V8H238ZM252 9H253V8H251V10H252ZM27 10L24 11L26 14L28 13ZM37 10H38V8H37ZM43 10H44V9H43ZM54 10H55V9H54ZM54 10H53V11H54ZM59 10H60V12H62L61 9H59ZM67 10H68V9H67ZM83 10H84V9H83ZM83 10H82V11H83ZM91 10L93 11V9H91ZM99 10H100V9H99ZM108 10H109V8L107 9V11H108ZM110 10H112V8H110ZM113 10L115 11V9H113ZM145 10H146V9H145ZM152 10H153V9H152ZM216 10H217V9H216ZM2 11L0 10V13H1ZM32 11L30 12V16L28 17L29 19H30V17H31V14L33 13ZM73 11H74V10H73ZM84 11H85V10H84ZM101 11H103V10H101ZM119 11H121V10H119ZM125 11H126V10H125ZM143 11H144V10H143ZM153 11H154V10H153ZM196 11H198V10H196ZM213 11H214V10H213ZM217 11H218V10H217ZM217 11H216V12H217ZM224 11H225V10H224ZM229 11H230V10H229ZM248 11H249V9H248ZM254 11H255V10H254ZM258 11H259V15H258V16H255V17H256V23H257V26H259V27L262 29V32H261V33L259 32V35H256L257 37H259L260 34H261V36H260V40L258 39V40H259V43H258L259 45H258V48H256V54H259V55H260L259 57H260L261 61H264V0H260V2H259V10H258ZM258 11H257V12H258ZM35 12H36V10L34 11V13H35ZM43 12H44V11H43ZM45 12H46V11H45ZM56 12H57V10H56ZM56 12L53 13V14H56ZM63 12H65V11H63ZM68 12H69V11H68ZM94 12H95V11H94ZM116 12H117V11H116ZM121 12H122V11H121ZM137 12H138V11H137ZM140 12H141V11H140ZM145 12H146V11H145ZM214 12H215V11H214ZM246 12H247V11H246ZM257 12H256V14H257ZM36 13H37V12H36ZM51 13H52V12H51ZM58 13H59V11H58ZM58 13H57V14H58ZM87 13H88V11L86 12V14H87ZM98 13H99V12H98ZM98 13H96V14H97L96 18H100V19H101L102 16L99 15V16H100V17H99V16H98ZM103 13H104V12H103ZM122 13H123V12H122ZM210 13H211V12H210ZM243 13H244V11H243ZM251 13H253V12H251ZM5 14H6V13H5ZM37 14H38V13H37ZM46 14H47V13H46ZM46 14H45V15H46ZM69 14H71V13H69ZM84 14H85V13H84ZM86 14H85V15H86ZM93 14H94V13H93ZM96 14H95V15H96ZM99 14H100V13H99ZM105 14H106V13H105ZM105 14H104V15H105ZM117 14H118V13H117ZM136 14H137V13H136ZM161 14H162V13H161ZM171 14H172V13H171ZM173 14H174V12H173ZM184 14H186V12H185ZM184 14H181V15H184ZM245 14H246V13H245ZM1 15H3V13H2ZM28 15H29V14H27V16H28ZM49 15H50V14H49ZM72 15H73V14H72ZM85 15H83V16H85ZM109 15H110V13H109ZM119 15H120V14H119ZM131 15H132V14H131ZM131 15H130V16H131ZM141 15H142V14H141ZM198 15H199V14H198ZM210 15H211V14H210ZM214 15H215V14H214ZM222 15H223V14H222ZM237 15H238V14H237ZM248 15H249V14H248ZM5 16H6V15H5ZM25 16H26V15H24L23 17H25ZM33 16H34V15H33ZM33 16H32V17H33ZM35 16H36V15H35ZM42 16H43V15H41V16H39V17H41V18L45 21V23H46V20H47L48 16L46 15L47 17H46V18L44 17L46 20H45ZM59 16L61 17L60 14H59ZM59 16H58V17H59ZM75 16H76V15H75ZM75 16H74V17H75ZM79 16H80V15H79ZM121 16L123 17L122 14H121ZM121 16H120V17H121ZM124 16L127 18L126 15H124ZM165 16H166V14H165ZM204 16H205V15H204ZM208 16H209V15H208ZM212 16H213V15H212ZM219 16H220V15H219ZM243 16H245V15H243ZM39 17H38V18H39ZM51 17H53V16H51ZM55 17H56V15H55ZM60 17H59V18H60ZM63 17H65V14H64ZM88 17H89V16H88ZM92 17H93V16H92ZM103 17H105V16H103ZM132 17H133V16H132ZM160 17H161V16H160ZM168 17H169V16H167L166 18H168ZM201 17H202V16H201ZM209 17H211V16H209ZM224 17H225V16H224ZM239 17H240V15H239ZM251 17H254V14H253V16H251ZM20 18H21V19H20ZM33 18H35V17H33ZM41 18H40V24L43 22V21H41ZM59 18H58V19H59ZM66 18H67V17H66ZM118 18H119V17H118ZM164 18H165V17H164ZM166 18H165V19H166ZM174 18H175V17H174ZM176 18H177V17H176ZM176 18H175L174 20H176ZM178 18H179V16H178ZM180 18H181V17H180ZM191 18H193V17H191ZM196 18H197V16H196ZM0 19H2V18H0ZM24 19H25V18H24ZM52 19H53V18H52ZM58 19H57V20H58ZM90 19H91V18H90ZM105 19H106V18H105ZM121 19H122V18H121ZM171 19H172V18H171ZM205 19H206V18H205ZM222 19H223V18H222ZM224 19H225V18H224ZM231 19H232V18H231ZM35 20H36V19H35ZM37 20H38V19H37ZM61 20H62V19H61ZM68 20H69V19H68ZM81 20H84V19H81ZM81 20H79V19L77 18L76 21L79 23V21L81 22ZM85 20H86V19H85ZM85 20H84V21H85ZM88 20H89V19H88ZM93 20H94V19H93ZM96 20H97V19H96ZM185 20H186V19H185ZM187 20H188V19H187ZM201 20H202V19H201ZM252 20H253V18H252ZM24 21H25V20H24ZM48 21H50V19H49ZM48 21H47V23H48ZM54 21H55V23H56L55 18H54ZM54 21H53V20L50 21L49 24H50V23H53ZM84 21H82L81 23H83ZM112 21H113V20H112ZM114 21H116L115 18H114ZM126 21H127V20H126ZM142 21H143V20H142ZM150 21H151V20H150ZM177 21H178V20H177ZM188 21H189V20H188ZM211 21H212V20H211ZM27 22H29L28 25H27V24H23V25H27V27H29L30 30H32V31H34V32H35V31L38 32V31H39V30H38V29H39L38 26H42V24H41V25L38 24L39 22H38V23L36 22V23H37V25H36V23L33 24L34 22H30V21H28V19L26 18V23H27ZM61 22H62V21H61ZM63 22H64V21H63ZM69 22H70V21H69ZM73 22H74V21H73ZM77 22H76V23H77ZM91 22H92V19H91ZM96 22H97V21H96ZM96 22H95V23L93 22V24H96ZM98 22H99V20H98ZM116 22H117V21H116ZM122 22H123V21H122ZM166 22H167V21H166ZM174 22H175V21H174ZM253 22H255V21H253ZM7 23H8V22H6V24H7ZM30 23H31V24H30ZM47 23H46V24H47ZM59 23H60V22H59ZM67 23H68V22H67ZM78 23H77V24H78ZM86 23L89 24L88 21H86ZM99 23L102 24L103 22H99ZM104 23H105V22H104ZM109 23H110V22H109ZM113 23H114V22H113ZM118 23H119V22H118ZM124 23H125V22H124ZM128 23H129V22H128ZM128 23H127V24H128ZM133 23H137V24H138V23H140V22H133ZM141 23H142V22H141ZM147 23H148V22H147ZM150 23H151V22H150ZM153 23H154V22H153ZM157 23H158V22H157ZM176 23H177V22H176ZM207 23H208V22H207ZM224 23H225V22H224ZM6 24H5V25H6ZM8 24H9V23H8ZM60 24H61V23H60ZM65 24H66V23L64 22V25H65ZM71 24H72V23H71ZM83 24H85V23H83ZM116 24H117V23H116ZM121 24H122V23H121ZM129 24H130V23H129ZM131 24H132V23H131ZM143 24H144V22H143L142 24H140V25H143ZM168 24H169V23H168ZM171 24H172V23H171ZM181 24H182V23H181ZM218 24H219V23H218ZM44 25H45V24H44ZM51 25H52V24H51ZM57 25H58V24H57ZM78 25H79V24H78ZM85 25H86V24H85ZM108 25H109V24H108ZM114 25H115V24H114ZM122 25H123V24H122ZM144 25H145V24H144ZM148 25H149V24H148ZM159 25H161V24H159ZM253 25H254V24H253ZM255 25H256V24H255ZM3 26H4V25H3ZM45 26H48V25H45ZM53 26H55V25H52V27H53ZM73 26H74V24H73ZM89 26H90V25H89ZM91 26H92V25H91ZM145 26H146V25H145ZM150 26H151V25H150ZM217 26H218V25H217ZM228 26H229V25H228ZM234 26H235V25H234ZM8 27L10 28V25H9ZM27 27H26V28H27ZM42 27H43V26H42ZM74 27H75V29H76V27H78V26H74ZM81 27H82V26H81ZM86 27H87V26H86ZM106 27H107V26H105V28H106ZM128 27H129V26H128ZM146 27H147V26H146ZM202 27H203V26H202ZM205 27H206V26H205ZM229 27H230V26H229ZM232 27H233V26H232ZM241 27H242V26H241ZM241 27H240V28H241ZM247 27H248V26H247ZM3 28L6 29L5 27H3ZM3 28H2V29H3ZM44 28H45V27H44ZM48 28H50V27H48ZM53 28L55 29V28H57V27H53ZM115 28H117V27H115ZM192 28H193V26H192ZM200 28H201V27H200ZM227 28H228V27H227ZM2 29H1V30H2ZM65 29H66V28H65ZM80 29H81V28H80ZM80 29H79V30H80ZM100 29H101V28H100ZM129 29H131V28H129ZM140 29H141V28H140ZM201 29H202V28H201ZM204 29H205V28H204ZM246 29H247V30H248V29L250 30V28H246ZM7 30H10V29H7ZM11 30H12V29H11ZM20 30H21V29H20ZM42 30H43V28H42ZM44 30H45V29H44ZM66 30H68V29H66ZM119 30H120V29H119ZM124 30H125V29H124ZM167 30H168V29H167ZM189 30H190V29H189ZM209 30H210V29H209ZM212 30H213V29H212ZM225 30H226V29H225ZM231 30H232V29H231ZM231 30H230L229 32H231ZM234 30H235V29H234ZM251 30H252V29H251ZM27 31H28V30H27ZM48 31H49V29H48ZM48 31H46V32H47L46 34H49ZM54 31H55V30H54ZM54 31H53V32H54ZM56 31H57V29H56ZM58 31H59V30H58ZM58 31H57V32H58ZM60 31H61V30H60ZM62 31L65 33V31H64L63 29H62ZM62 31H61V32H62ZM84 31H85V30H84ZM88 31L90 32V30H88ZM93 31H94V30H93ZM111 31H112V30H111ZM115 31H116V30H115ZM117 31H118V30H117ZM135 31H136V30H135ZM210 31H211V30H210ZM218 31H219V29H218ZM222 31H223V30H222ZM241 31H242V30H241ZM252 31H253V30H252ZM257 31H259V30H257ZM1 32H2V31H1ZM5 32H6V31H5ZM11 32H12V31H11ZM14 32H15V31H14ZM17 32H19V31L17 30ZM23 32H24V33H23ZM23 32H21V34H23V35L26 34V33H28V35H29V33L31 34V32H26V31H23ZM25 32H26V33H25ZM44 32H45V31H44ZM44 32H43V33H44ZM51 32H52V31H51ZM68 32H69V31H68ZM74 32H76V31L74 30ZM74 32H73V33H74ZM77 32H78V31H77ZM80 32H82L81 35L84 33L83 31H80ZM89 32H88V33H89ZM112 32H113V31H112ZM126 32H127V30H126ZM130 32H131V30H130ZM142 32H143V31H142ZM155 32H156V31H155ZM208 32H209V31L204 32V33H208ZM225 32H226V31H225ZM229 32H228V30H227V36H228V33H229ZM249 32H250V31H249ZM8 33H9V31L7 32V35H6L7 37H8V35H10V34H8ZM19 33H20V32H19ZM19 33H16V32H15V33H14L15 35L13 34V35H14V37H13L14 39H13L12 37H10V38H12L14 41L16 40V41H15L16 43H17V42L19 43V41L17 40V39H20V38H19V35H18ZM38 33L43 34V33L41 32V29H40V31H39ZM55 33H56V32H55ZM95 33L97 34V32H95ZM108 33H109V32H108ZM145 33H146V32H145ZM156 33H157V32H156ZM156 33H155V34H156ZM159 33H160V32H159ZM231 33H232V32H231ZM240 33H241V32H240ZM2 34H3V33H1V35H2ZM4 34H5V33H4ZM21 34H20V35H21ZM44 34H45V33H44ZM58 34H61V33H57V35H58ZM66 34H68V33H66ZM78 34H79V33H78ZM91 34H92V33H91ZM118 34H119V33H118ZM130 34H131V33H130ZM181 34H182V33H181ZM192 34H193V33H192ZM199 34H200V33H199ZM246 34H247V33H246ZM1 35H0V36H1ZM13 35H11V36H13ZM23 35H21V36H23ZM28 35L26 34V36H28ZM32 35H34V33H33ZM32 35H30V36H32ZM49 35H50V34H49ZM49 35H48V37H49ZM61 35L63 36V34H61ZM61 35H60V36H61ZM71 35H72V34H71ZM75 35H76V34H75ZM75 35H74V36H75ZM85 35H86V34H85ZM99 35H102V34H99ZM122 35H123V34H122ZM131 35H132V34H131ZM151 35H152V34H151ZM153 35H154V34H153ZM162 35H163V34H162ZM162 35H157V36H162ZM164 35H165V34H164ZM167 35H168V34H167ZM175 35H176V34H175ZM182 35H183V34H182ZM225 35H226V34H225ZM252 35H253V34H252ZM6 36H4V37H6ZM37 36H38V35L36 34V37H37ZM41 36H43V35H41ZM45 36H46V35H45ZM69 36H70V35H69ZM97 36H98V35H97ZM102 36H103V35H102ZM124 36H125V34H124ZM124 36H123V37H124ZM143 36H146V34L143 35ZM179 36H180V35H179ZM185 36H186V35H185ZM187 36H188V35H187ZM189 36H190V34H189ZM250 36H251V34H250ZM24 37H25V35H24ZM34 37H35V36H34ZM38 37H40V36H38ZM58 37H59V35H58ZM71 37H72V36H71ZM79 37H80V36H79ZM92 37H93V36H92ZM123 37H122V38H123ZM136 37H137V36H136ZM148 37H149V36H148ZM152 37H154V36H152ZM182 37L184 38V36H182ZM225 37H226V36H225ZM234 37H235V36H234ZM0 38H1V37H0ZM2 38H3V37H2ZM29 38H30V37H29ZM49 38H50V37H49ZM55 38H57V37H55ZM64 38H66V36H64ZM68 38H69V37H68ZM83 38H84V37H83ZM83 38H81V39H83ZM86 38H87V37H86ZM89 38H90V37H89ZM95 38H96V37H95ZM125 38H126V37H125ZM137 38H139V37H137ZM137 38H136V40H137ZM141 38H142V37H141ZM150 38H151V37H150ZM157 38H158V37H157ZM189 38H190V37H189ZM192 38H193V35H192ZM254 38H256V37H254ZM5 39L7 40V38H5ZM5 39L3 38V41H4ZM12 39H10V40L13 41ZM23 39H24V38H23ZM25 39H26V38H25ZM43 39H45V38L43 37V38H42V41H43ZM51 39H52V38H51ZM51 39H50V40H51ZM57 39H58V38H57ZM66 39H67V38H66ZM66 39H65V40H66ZM79 39H80V38H79ZM99 39H100V38H99ZM104 39H105V38H104ZM119 39H120V38H119ZM130 39L132 40V38H130ZM152 39H153V38H152ZM152 39H151V40H152ZM165 39H166V38H164V40H165ZM174 39H175V38H174ZM190 39H191V38H190ZM219 39H220V38H219ZM221 39H222V38H221ZM221 39H220V40H221ZM223 39H224V38H223ZM231 39H232V40H231L230 42L233 41V38H231ZM249 39L252 40V37L249 38ZM249 39H248V40H249ZM6 40H5V41H6ZM10 40H8V41L11 43ZM29 40H30V39H29ZM29 40H28V38H27V41H29ZM39 40H40V38H39ZM46 40H47V38H46ZM48 40H49V39H48ZM58 40L60 41V39H58ZM61 40H62V39H61ZM169 40H171V39L169 38ZM169 40H168V41H169ZM177 40H178V38H177ZM210 40H211V39H210ZM220 40H219V41H220ZM224 40H226V39H224ZM229 40H230V39H229ZM235 40H236V39H235ZM1 41H2V40H1ZM3 41H2V42H3ZM8 41H7L5 44L9 43ZM24 41H25V44H26V40H24ZM35 41L39 42L37 39H36ZM42 41H40V42H42ZM71 41H72V40H71ZM79 41H80V40H79ZM108 41H109V39H108ZM116 41H117V40H116ZM149 41H150V40H149ZM153 41H154V40H153ZM158 41H159V40H158ZM160 41H161V40H160ZM181 41H183V40H180V42H181ZM184 41H185V40H184ZM2 42H1V43H2ZM33 42H34V41H33ZM43 42L46 44V41H43ZM60 42H63V41H60ZM60 42H59V44L56 42L57 45L61 46ZM67 42H68V41H67ZM67 42H65V43L67 44ZM111 42H112V41H111ZM117 42H118V41H117ZM139 42H140V41H139ZM139 42H138V43H139ZM161 42H162V41H161ZM169 42H171V41H169ZM174 42H175V41H174ZM180 42H179V43H180ZM214 42H215V41H214ZM227 42H228V41H227ZM236 42H237V40H236ZM238 42H239V40H238ZM240 42H241V41H240ZM240 42H239V43H240ZM242 42H243V41H242ZM255 42H256V41H255ZM255 42H254V43H255ZM3 43H4V42H3ZM10 43H9V44H10ZM16 43H15V44H16ZM23 43H24V42H23ZM34 43H36V42H34ZM50 43H51V42H50ZM54 43H55V42H54ZM75 43H77V42H75ZM99 43H100V42H99ZM114 43H115V41H114ZM171 43H172V42H171ZM176 43H177V42H176ZM195 43H197V42H195ZM203 43H204V42H202V44H203ZM233 43H234V42H233ZM256 43H257V42H256ZM36 44H37V43H36ZM39 44H41V43H39ZM47 44H49V43H47ZM68 44H70V41L68 42ZM73 44H74V43H72L71 45H73ZM141 44H142V43H141ZM143 44H144V43H143ZM149 44H150V43H149ZM160 44H161V43H160ZM163 44H164V46H165V43H163ZM166 44H167V43H166ZM181 44H182V43H181ZM181 44H180V45H181ZM200 44H201V42H200ZM204 44H205V43H204ZM211 44H212V43H210V45H211ZM213 44H214V43H213ZM215 44L217 45V43H215ZM231 44H232V43H231ZM234 44H235V43H234ZM241 44H242V43H241ZM244 44H245V43H244ZM3 45H4V44H3ZM22 45H23V44H21V41H20V44H19L18 46H22ZM29 45H30V44H29ZM37 45H38V44H37ZM62 45H63V44H62ZM75 45H76V44H75ZM78 45H79V44H78ZM130 45H131V44H130ZM135 45H136V44H135ZM135 45H134V46H135ZM137 45H139V44H137ZM161 45H162V44H161ZM161 45H160V46H161ZM168 45H169V47H170V43L167 44V46H168ZM174 45H175V43H174ZM177 45H179V44H177ZM177 45H176V46H177ZM182 45H184V44H182ZM185 45H187V44H185ZM185 45H184V46H185ZM189 45H191V44L189 43ZM207 45H208V42L206 43L205 46H207ZM245 45H246V44H245ZM0 46H1V45H0ZM32 46H33V44H32ZM32 46H31V47H32ZM35 46H36V45H35ZM38 46H39V45H38ZM42 46H43V45H42ZM42 46H41V47H42ZM46 46H47V45H46ZM55 46H56V45H55ZM59 46H58V47H59ZM80 46H81V45H80ZM92 46H93V45H92ZM143 46H144V45H143ZM152 46H153V45H152ZM164 46H163V48H164ZM191 46H192V45H191ZM193 46L195 47L196 45H193ZM199 46H200V45H199ZM219 46H220V45H219ZM221 46H222V45H221ZM230 46H231V45H230ZM241 46H242V45H241ZM248 46H249V45L246 46V47H247V50H248L249 47H257V46H249V47H248ZM7 47H9L8 44H7L6 48H4V47H2V48H3V49H7ZM25 47H26V46H25ZM29 47H30V46H29ZM39 47H40V46H39ZM41 47H40V48H41ZM44 47H45V46H44ZM63 47H64V46H63ZM86 47H87V46H86ZM97 47H98V46H97ZM111 47H112V46H111ZM123 47H124V45H123ZM131 47H132V46H131ZM138 47H139V46H138ZM165 47H166V46H165ZM186 47H187V46H186ZM186 47H185V48H186ZM203 47H204V45H203ZM213 47H214V46H213ZM216 47H217V46H216ZM226 47L229 48L228 46H226ZM233 47H234V46H233ZM238 47H240V45H239ZM243 47H244V45H243ZM243 47H241V48H243ZM14 48H15V49H14ZM14 48H13V50H16L17 46H14ZM21 48H22V47H21ZM27 48H28V47H27ZM34 48H35V47H34ZM36 48H38V47H36ZM47 48H49V46H48ZM129 48H130V47H129ZM132 48H133V47H132ZM132 48H131V49H132ZM135 48H136V47H135ZM135 48H134V49H135ZM224 48H225V47H224ZM3 49H1V50L4 51ZM17 49H18V48H17ZM49 49H50V48H49ZM49 49H48V50H49ZM63 49H64V48H63ZM81 49H82V48H81ZM93 49H94V48H92L91 50H93ZM98 49H99V48H98ZM134 49H132V50H134ZM140 49H141V48H140ZM140 49H138V50H140ZM142 49H143V48H142ZM147 49H149V48H147ZM147 49L145 48L144 50H147ZM195 49H196V48H195ZM206 49H207V48H206ZM208 49H209V47H208ZM219 49H220V48H219ZM7 50H9V49H7ZM13 50H10V51H12V53H14ZM20 50H21V49H20ZM23 50H24V49H23ZM32 50H33V49H32ZM40 50H42V48H41ZM45 50H46V49H45ZM45 50H44V51H45ZM56 50H57V49H56ZM79 50H80V49H79ZM82 50H83V49H82ZM87 50H88V49H87ZM132 50H131V51H132ZM165 50H166V49H165ZM167 50H168V48H167ZM203 50H204V49H203ZM214 50L216 51L217 49L214 48ZM227 50H228V49H227ZM245 50H246V49H245ZM251 50H252V49H251ZM30 51H31V48H30ZM30 51H28V52L30 53ZM36 51H38V49H36ZM36 51H34V52L36 53ZM99 51H100V50H99ZM104 51H105V50H104ZM107 51H108V50H107ZM107 51H105V52H107ZM117 51H118V49H117ZM124 51H125V50H124ZM127 51H128V50H127ZM135 51H136V50H135ZM151 51H152V50H151ZM162 51H164V50H162ZM208 51H209V50H208ZM212 51H213V50H212ZM219 51H220V50H219ZM239 51H240V50H239ZM253 51H254V50H253ZM5 52H6V51H5ZM5 52H3V53H5ZM18 52H19V51H18ZM25 52H26V50H25ZM28 52H27V53H28ZM31 52H32V51H31ZM64 52H65V51H64ZM73 52H74V51H73ZM75 52H76V51H75ZM102 52H103V51H102ZM119 52H120V51H119ZM142 52H143V51H142ZM155 52H156V51H155ZM158 52H159V51H158ZM170 52L172 53V51H170ZM179 52H181V51H179ZM223 52H224V50H223ZM225 52H228V51L225 50ZM230 52H231V51H230ZM230 52H229V53H230ZM244 52H245V51H244ZM244 52H243V53H244ZM257 52H258V53H257ZM15 53H16V52H15ZM21 53H22V52H21ZM21 53H19V54H21ZM29 53H28V54H29ZM32 53H33V52H32ZM49 53H51V52H49ZM54 53H55V51H54ZM81 53H82V52H81ZM93 53H94V52H93ZM108 53H109V52H108ZM111 53H112V50H111ZM111 53H110V55H111ZM114 53H115V52H114ZM117 53H118V52H117ZM125 53H126V51H125ZM137 53H138V52H137ZM140 53H141V52H140ZM192 53H193V52H192ZM202 53H203V52H202ZM245 53H246V52H245ZM8 54H9V53H8ZM37 54H38V53H37ZM37 54H36V55H37ZM41 54H42V53H41ZM52 54H53V53H52ZM69 54H70V53H69ZM72 54H73V53H72ZM72 54H71V55H72ZM78 54H79V53H78ZM90 54H91V53H90ZM94 54H96V52H95ZM98 54H99V53H98ZM133 54H134V53H133ZM155 54H156V53H155ZM155 54H154V55H155ZM159 54H160V53H159ZM182 54H183V53H182ZM194 54H195V53H194ZM211 54H212V53H211ZM217 54H218V53H217ZM233 54H234V53H233ZM2 55H3V54H2ZM10 55H11V54H10ZM14 55L16 56V54H12V55H11V56H12L11 58H14V57H15ZM45 55H46V54H45ZM56 55H57V54H56ZM67 55H68V54H67ZM67 55H66V56H67ZM84 55H85V54H84ZM113 55H114V54H113ZM118 55L120 56V54H118ZM128 55H129V54H128ZM130 55H131V54H130ZM138 55H139V53L137 54V56H138ZM141 55H142V54H141ZM144 55H145V54H144ZM166 55H167V54H166ZM171 55H172V54H171ZM171 55H170V56H171ZM185 55H187V54H185ZM188 55H189V54H188ZM202 55H203V54H202ZM202 55H201V57H202ZM205 55H206V54H205ZM221 55H222V54H221ZM230 55H231V54H230ZM236 55H237V54H236ZM253 55H254V54H253ZM13 56H14V57H13ZM19 56H20V55H18V57H19ZM24 56H25V54H24ZM24 56H23V59H22V60H24ZM37 56H38V55H37ZM40 56H41V55H40ZM54 56H55V55H54ZM54 56H52V57H54ZM60 56H61V55H60ZM66 56L64 55L63 58L66 57ZM86 56H87V55H86ZM96 56H97V55H96ZM215 56H216V55H215ZM222 56H223V55H222ZM234 56H235V55H234ZM234 56H233V57H234ZM240 56H241V55H240ZM246 56H247V55H246ZM251 56H252V55H251ZM0 57H1V56H0ZM8 57H9V55H8ZM25 57H26V56H25ZM30 57H31V56H30ZM70 57H72V56H70ZM74 57H75V56H74ZM77 57H78V56H77ZM120 57H121V56H120ZM126 57H127V56H126ZM142 57H145V56H142ZM142 57H141V58H142ZM180 57H181V56H180ZM187 57H189V56H187ZM204 57H205V56H204ZM207 57H209V56H207ZM207 57H206V58H207ZM212 57H213V56H212ZM218 57H220V54H219ZM224 57H225V56H224ZM226 57H227V56H226ZM247 57L250 58L249 56H247ZM3 58H4V56H3ZM16 58H17V57H16ZM16 58H14V59H16ZM19 58L21 59V57H19ZM26 58H27V57H26ZM34 58H35V57H34ZM57 58H58V56H57ZM60 58H62V57H60ZM67 58L70 59L69 56H67L65 59H62V60H63V61H64V60H67ZM82 58H83V57H82ZM93 58H94V57H93ZM141 58H140V59H141ZM147 58H148V57H147ZM159 58H161V56H160ZM171 58H173V57H171ZM189 58H190V57H189ZM193 58H194V57H193ZM199 58H200V57H199ZM214 58H215V57H214ZM231 58H232V57H230V59H231ZM236 58H237V57H236ZM1 59H2V58H1ZM6 59H7V56H6V58H5L4 60H6ZM8 59H9V58H8ZM14 59H13V60H14ZM20 59H19V60H20ZM32 59H33V57H32ZM49 59H50V58H49ZM49 59H48V61H49ZM87 59H88V58H87ZM98 59H99V57H98ZM132 59L135 60V58H132ZM145 59H146V58H145ZM175 59H176V58H175ZM181 59H182V58H180V60H181ZM194 59H195V58H194ZM196 59H197V58H196ZM224 59H225V58H224ZM237 59H238V58H237ZM19 60H18V61H19ZM29 60L31 61V59H29ZM51 60H52V59H51ZM54 60H55V61L57 60L56 62H58V60L61 61V59H54ZM76 60H77V59H76ZM99 60H101V59H99ZM160 60H161V59H160ZM171 60H172V59H171ZM180 60H179V61H180ZM191 60H192V59H191ZM200 60H201V59H200ZM209 60H210V59H209ZM219 60H220V59H219ZM225 60H226V59H225ZM241 60H242V59H241ZM241 60H239V61H241ZM255 60H256V59H255ZM255 60H254V61H255ZM0 61H1V60H0ZM7 61L9 62V60H7ZM7 61H6V62H7ZM14 61H15V60H14ZM14 61L12 62L13 64H14L15 62H17V61H15V62H14ZM24 61H27V60H24ZM42 61L44 62V60H42ZM71 61H72V60H71ZM79 61H80V60H78V62H79ZM102 61H103V60H102ZM127 61H128V60H127ZM136 61H137V60H136ZM149 61H150V60H149ZM158 61H159V60H158ZM165 61H168V60L166 59ZM169 61H170V60H169ZM201 61L203 62V60H201ZM212 61H214V60H212ZM215 61H216V60H215ZM220 61H222V59H221ZM231 61L234 63L233 58H232ZM254 61H253V64H255ZM1 62H2V61H1ZM1 62H0V63H1ZM33 62H34V61H33ZM49 62H50V61H49ZM51 62H52V61H51ZM53 62H54V61H53ZM80 62H81V61H80ZM83 62H84V60H83ZM88 62H89V61H88ZM115 62H116V61H115ZM125 62H126V61H125ZM128 62H129V61H128ZM128 62H127V64H128ZM146 62H148V61H146ZM170 62H171V61H170ZM204 62H205V60H204ZM227 62H228V58H227ZM243 62H244V60H243ZM247 62H248V61H247ZM17 63H19V62H17ZM20 63H22V62L20 61ZM20 63L17 64L16 66L20 65ZM71 63H72V62H70V64H71ZM85 63H87V62H85ZM122 63H123V62H122ZM162 63H163V62H161V64H162ZM165 63H166V62H165ZM167 63H168V62H167ZM213 63H214V62H213ZM220 63H221V62H220ZM244 63H245V62H244ZM248 63H249V62H248ZM250 63H251V62H250ZM256 63H257V62H256ZM5 64H6V63H5ZM10 64H11V60H10ZM10 64H7V65L11 66L12 64H11V65H10ZM39 64H40V63H39ZM80 64H81V63H80ZM116 64H117V63H116ZM182 64H184V63H182ZM188 64H190V63L188 62ZM210 64H211V63H210ZM227 64H228V63H227ZM262 64L264 65V63H262ZM26 65H27V64H26ZM29 65H30V64H29ZM33 65H34V64H32V66H33ZM46 65H47V64H46ZM54 65L56 66V64H54ZM54 65H53V66H54ZM59 65H60V64H59ZM64 65H65V64L61 65V66H62L61 68H64V67L67 66V65H66V66H64ZM74 65H76V64H74ZM82 65H83V63H82ZM138 65H139V64H138ZM153 65H154V64H153ZM211 65H212V64H211ZM211 65H210V66H211ZM234 65H235V64H234ZM242 65H243V64H242ZM246 65H247V64H246ZM2 66H4V65H2ZM63 66H64V67H63ZM98 66H100V65H98ZM101 66H102V65H101ZM106 66H107V65H106ZM109 66H110V65H109ZM131 66H133V65L131 64ZM134 66H135V65H134ZM155 66H156V65H155ZM160 66H161V65H160ZM182 66H183V65H182ZM188 66H189V65H188ZM225 66H226V65H225ZM228 66L230 67L229 64H228ZM244 66H245V65H244ZM257 66L260 67V65H257ZM0 67H1V66H0ZM11 67H15V65H13V66H11ZM18 67H19V66H18ZM21 67H22V66H21ZM26 67H28V66H26ZM26 67H25V68H26ZM41 67H42V66H41ZM46 67H47V66H46ZM49 67H50V66H49ZM72 67H74V66H72ZM76 67H77V66H76ZM78 67H79V66H78ZM104 67H105V66H104ZM139 67H140V65H139ZM176 67H177V66H176ZM186 67H187V66H186ZM197 67H200V66H197ZM220 67H222V66H220ZM220 67H218V68L220 69ZM223 67H224V66H223ZM223 67H222V68H223ZM236 67H237V66H236ZM253 67H255V66H253ZM29 68H30V67H29ZM29 68H28V69H29ZM55 68H56V67H55ZM59 68H60V67H59ZM107 68H109V67H107ZM140 68H141V67H140ZM145 68H146V67H145ZM148 68H149V67H148ZM161 68H162V67H161ZM172 68H173V67H172ZM187 68H188V67H187ZM187 68H186V69H187ZM203 68H204V67H203ZM203 68H202V69H203ZM226 68H227V67H226ZM238 68H239V66H238ZM262 68H263V67H262ZM8 69H9V67H8ZM10 69H13V68H10ZM19 69H20V68H19ZM19 69H17V71H18ZM26 69H27V68H26ZM47 69H49V68H47ZM102 69H103V68H102ZM149 69H150V68H149ZM164 69H165V67H164ZM180 69H181V68H179V70H180ZM193 69H194V68H193ZM211 69H212V68H211ZM227 69H228V68H227ZM244 69H245V67H244ZM62 70H63V69H62ZM100 70H101V69H100ZM106 70H107V69H106ZM166 70H168V68H167ZM204 70H205V69H204ZM231 70H232V68H231ZM231 70H230V71H231ZM256 70L258 71L257 68H256ZM12 71H15V70H12ZM21 71H23V70H21ZM48 71H49V70H48ZM53 71H54V70H53ZM53 71H52V72H53ZM110 71H111V70H110ZM144 71H146V70H143V72H144ZM152 71L154 72L155 70H152ZM168 71H170V69H169ZM183 71H184V70H183ZM186 71H187V70H186ZM194 71H195V70H194ZM7 72H8V70H7ZM43 72H45V71L43 70ZM68 72H69V71H68ZM102 72H103V71H102ZM111 72H112V71H111ZM163 72H164V71H163ZM180 72H181V71H180ZM220 72H221V71H220ZM242 72H243V71H242ZM248 72H249V71H248ZM35 73H36V72H35ZM46 73H47V72H46ZM50 73H51V72H50ZM58 73H59V72H58ZM61 73H63V72H61ZM64 73H65V75H68V73H67L66 71H65ZM103 73H104V72H103ZM113 73H114V72H113ZM113 73H112V74H113ZM157 73H158V72H157ZM216 73H217V72H216ZM233 73H234V72H233ZM253 73H254V70H253ZM257 73H258V75H255V76L252 75V76H251V77L253 78V80H254L255 87H256L257 92H258V93L256 94V98H253V99H254L253 101H255V104L258 105V107L262 106V107H260V108L262 109L263 106H264V104H263V103H264V71H263V69H259V72H257ZM17 74H18V73H17ZM28 74H29V73H28ZM30 74H31V73H30ZM36 74H37V73H36ZM53 74H54V73H53ZM56 74H57V73H56ZM105 74H106V73H105ZM117 74H119V73H117ZM117 74H115V75H117ZM121 74H122V73H121ZM125 74H126V73H125ZM137 74H138V73H137ZM145 74H146V73H145ZM152 74L155 75V73H152ZM237 74H238V72H237ZM249 74H250V72H249ZM2 75H3V74H2ZM32 75H33V74H32ZM39 75H40V74H39ZM42 75H43V74H42ZM46 75H47V74H46ZM48 75H49V74H48ZM48 75H47V76H48ZM108 75H109V73H108ZM110 75H111V74H110ZM132 75H133V74H132ZM140 75H141V74H140ZM143 75H144V74H143ZM154 75H153V76H154ZM161 75H162V74H161ZM239 75H241V74H239ZM239 75H238V76H239ZM29 76H30V75H29ZM35 76H36V75H35ZM146 76H147V75H146ZM164 76H165V75H164ZM241 76H242V75H241ZM243 76H244V75H243ZM14 77H16L15 74H14ZM38 77H39V76H38ZM141 77H144V76L141 75ZM158 77H160V76H158ZM236 77H237V76H236ZM20 78H21V77H20ZM24 78H25V77H24ZM29 78H30V77H29ZM44 78H46V76H45ZM44 78H43V79H44ZM62 78H63V77H62ZM129 78H130V77H129ZM138 78H139V77H138ZM149 78H150V77H149ZM252 78H250V79H252ZM12 79H13V78H12ZM30 79H31V78H30ZM40 79H41V78H40ZM46 79H47V78H46ZM48 79H50V78H48ZM54 79H55V75H54ZM54 79H53V80H54ZM66 79H68V76H67ZM121 79H122V78H121ZM136 79H137V78H136ZM140 79H141V78H140ZM41 80H42V79H41ZM44 80H45V79H44ZM51 80H52V79H51ZM51 80H50V82H51ZM63 80H64V78H63ZM122 80H124V79H122ZM141 80H142V79H141ZM150 80H151V79H150ZM246 80H247V79H246ZM42 81H43V80H42ZM48 81H49V80H48ZM137 81H138V80H137ZM139 81H140V80H139ZM139 81H138V82H139ZM146 81H147V80H146ZM146 81H145V82H146ZM250 81H251V80H250ZM34 82H35V81H34ZM43 82H44V81H43ZM46 82H47V81H46ZM52 82H53V81H52ZM58 82H59V81H58ZM58 82H57V83H58ZM60 82H61V81H60ZM141 82H142V81H141ZM143 82H144V80H143ZM247 82H248V81H247ZM37 83H38V82H37ZM41 83H42V82L40 81V84H39V85H42ZM48 83H49V82H48ZM48 83H46V84H48ZM55 83H56V81H55ZM123 83H124V81H123ZM139 83H140V82H139ZM148 83H149V82H148ZM244 83H245V81H244ZM248 83H249V82H248ZM252 83H253V82L251 81V84H252ZM43 84H45V83H43ZM61 84H62V82H61ZM66 84H67V83H66ZM68 84H69V83H68ZM34 85H35V84H34ZM59 85H60V83H59ZM146 85H147V84H146ZM148 85H149V84H148ZM245 85H246V84H245ZM245 85H244V86H245ZM35 86H36V85H35ZM44 86H45V85H44ZM51 86H53V85H51ZM63 86H64V85H63ZM66 86H67V85H66ZM247 86H248V85H247ZM247 86H246V87H247ZM249 86H250V85H249ZM253 86H254V85H253ZM37 87H38V86H37ZM42 87H43V86H42ZM42 87H41V88H42ZM53 87H54V86H53ZM53 87H52L51 89H54V90H55V88H53ZM85 87H87V86H85ZM85 87H84V88H85ZM145 87H146V86H145ZM30 88H31V87H29V89H30ZM44 88H45V87H44ZM46 88H48V87H46ZM59 88H60V87H59ZM61 88H62V87H61ZM63 88H64V87H63ZM63 88H62V89H63ZM66 88H67V87H66ZM76 88H79V87H76ZM93 88H95V87H93ZM125 88H126V87H125ZM250 88H252V87H249L248 89H250ZM31 89H32V88H31ZM57 89H58V88H57ZM73 89H74V87H73ZM101 89H104V88H101ZM245 89H246V88H245ZM254 89H255V88H254ZM45 90H46V89H45ZM47 90H48V89H47ZM59 90H60V89H59ZM76 90H77V89H76ZM76 90H75V91H76ZM81 90H84V89L81 88L80 91H81ZM86 90H87V89H85V91H86ZM88 90H89V89H88ZM88 90H87V91H88ZM92 90H93V89H92ZM92 90H91V91H92ZM94 90H95V89H94ZM98 90H99V89H98ZM133 90H134V89H133ZM144 90H145V89H144ZM153 90H154V89H153ZM38 91H39V90H38ZM43 91H44V90H43ZM64 91H66V90L64 89ZM68 91H70V90H68ZM75 91H73V92H75ZM115 91H116V90H115ZM118 91H119V90H118ZM131 91H132V90H131ZM134 91H136V90H134ZM146 91H147V90H146ZM146 91H145V92H146ZM148 91H150V90H148ZM148 91H147V92H148ZM156 91H157V90H156ZM244 91H245V90H244ZM253 91H254V90H253ZM47 92H48V91H47ZM47 92H46V93H47ZM60 92H61V90H60ZM73 92H72V93H73ZM82 92H83V91H82ZM82 92H81V93H82ZM89 92H90V91H89ZM93 92H94V91H93ZM95 92H96V91H95ZM95 92H94V93H95ZM97 92H99V91H97ZM106 92H107V90H106ZM113 92H114V91H113ZM127 92H128V91H127ZM137 92H140V91H137ZM141 92H142V91H141ZM153 92H154V91H152V93H153ZM158 92H159V90H158ZM246 92H247V91H246ZM250 92H252V91H250ZM50 93H52V92L50 91ZM50 93H48V95H49ZM53 93H54V92H53ZM57 93H59V92H57ZM66 93H69V92H66ZM76 93H78V92L76 91ZM76 93H75V94H76ZM81 93H80V94H81ZM87 93H88V92H87ZM90 93H91V92H90ZM100 93H101V92H100ZM100 93H97V94H100ZM134 93H135V92H134ZM252 93H254V92H252ZM78 94H79V93H78ZM82 94H83V93H82ZM119 94H120V92H119ZM122 94H123V93H122ZM127 94H128V93H127ZM135 94H136V93H135ZM144 94H145V93H144ZM153 94H154V93H153ZM43 95H44V94H43ZM45 95H46V94H45ZM54 95H55V94H54ZM61 95H63V94H61ZM70 95H71V93H70ZM86 95H87V94H86ZM93 95H94V94H93ZM116 95H117V94H116ZM142 95H143V94H142ZM145 95H146V94H145ZM150 95H151V94H150ZM150 95H148V96H150ZM160 95H162L161 92H160ZM55 96H56V95H55ZM58 96H59V95H58ZM84 96H85V95H84ZM84 96H83V97H84ZM129 96H132V95H129ZM148 96H147V97H148ZM162 96H163V95H162ZM251 96H252V95H251ZM251 96H250V97H251ZM254 96H255V95H254ZM50 97H51V96H50ZM61 97H63V96H61ZM64 97H65V96H64ZM75 97H76V95H75ZM85 97H86V96H85ZM91 97H92V94H91ZM98 97H99V96H98ZM101 97H102V96H100V98H101ZM103 97H104V96H103ZM107 97H108V96H107ZM117 97H118V96H117ZM136 97H138V96H136ZM140 97H141V96H140ZM152 97H154V95H153ZM152 97H150V98L152 99ZM243 97H245V96H243ZM246 97H247V96H246ZM47 98L49 99V97H47ZM52 98H53V97H51V99H52ZM78 98H79V96H78ZM87 98H88V97H87ZM89 98H90V97H89ZM89 98H88V99H89ZM94 98L96 99V97H93L91 101L94 102V100H93ZM105 98H106V97H105ZM105 98H101V99L104 100ZM108 98H110V97H108ZM113 98H114V97H113ZM145 98H146V97H145ZM145 98H144V99H145ZM155 98H156V97H155ZM44 99H45V98H44ZM83 99H84V98H83ZM147 99H148V98H147ZM147 99H146V100H147ZM157 99H158V98H156L155 100H157ZM159 99H160V98H159ZM245 99H246V98H245ZM54 100H55V99H54ZM66 100H67V99H66ZM89 100H90V99H89ZM103 100H102V101H103ZM131 100H132V99H131ZM137 100H139V99L137 98ZM140 100H141V99H140ZM140 100H139V101H140ZM230 100H233V99H230ZM243 100H244V99H243ZM45 101H46V100H45ZM57 101H58V99H57ZM61 101H62V100H61ZM72 101H73V100H72ZM77 101H78V100H77ZM96 101H97V100H96ZM111 101H112V100H111ZM122 101H123V100H122ZM126 101H127V100H126ZM141 101H142V100H141ZM144 101H145V100H144ZM153 101H154V100H153ZM233 101H234V100H233ZM235 101H236V100H235ZM244 101H245V100H244ZM48 102H49V101H48ZM48 102H47V103H48ZM79 102H80V101H79ZM129 102H130V101H129ZM151 102H152V101H151ZM248 102H249V101H248ZM250 102H252V101L250 100ZM250 102H249V103H250ZM50 103H52V102H50ZM54 103H56V102H54ZM58 103L60 104V102H58ZM58 103H57V106H58ZM71 103H72V102H71ZM81 103H82V102H81ZM106 103H107V102H106ZM112 103H113V102H112ZM123 103H124V102H123ZM139 103H141V102H139ZM147 103H148V102H147ZM152 103H153V102H152ZM156 103H157V102H156ZM162 103H164V102H162ZM198 103H199V102H198ZM245 103H246V101H245ZM252 103H253V102H252ZM257 103H258V104H257ZM261 103H262V105H261ZM61 104H62V103H61ZM65 104L67 105L68 103L65 102L64 105H65ZM82 104H83V103H82ZM84 104H85V102H84ZM113 104H114V103H113ZM131 104H132V103H131ZM142 104H143V103H142ZM202 104H203V103H202ZM243 104H244V102H243ZM255 104L253 103V106H254ZM259 104H260V106H259ZM77 105H78V104H77ZM134 105H135V104H134ZM159 105H160V104H159ZM159 105H158V106H159ZM251 105H252V104H251ZM251 105H250V106H251ZM256 105H255V106H256ZM59 106H60V105H59ZM61 106H63V104H62ZM85 106H86V105H85ZM145 106H146V104H145ZM149 106H150V105H149ZM152 106H154V105H151V107H152ZM247 106H248V105H247ZM250 106H248V107H250ZM253 106H251L250 109H252V108H253V109H254V108L257 109V107H255V106L253 107ZM90 107H92V106H90ZM95 107L97 108V106H95ZM104 107H105V106H104ZM160 107H161V106H160ZM163 107H165L164 104H163ZM93 108H94V107H93ZM139 108H140V107H139ZM146 108H147V107H146ZM148 108H149V107H148ZM156 108H157V107H156ZM153 109H154V108H153ZM250 109H249V110H250ZM146 110H148V109H146ZM157 110H158V109H157ZM243 110H244L245 112H247V113H245V114H247V118H246L247 120H248V117H249V120H250V118H251L250 121H253V123H256V124H261L260 122L263 121V120H260V118H259V119H258V118H252V116H253V114L251 113L252 110H251V111H249L248 109H246V110L243 109ZM263 110H264V109H263ZM113 111H114V110H113ZM150 111H151V109H150ZM160 111H161V110H160ZM164 111H166V110H164ZM244 111H243V112H244ZM156 112L159 113V111H156ZM253 112H254V110H253ZM151 113H152V112H151ZM151 113H150V114H151ZM256 113H257V112H256ZM245 114H244V116H245ZM161 115H163V114L161 113ZM263 115H264V114H263ZM263 115H262V116H263ZM151 116H152V114H151ZM156 116H157V114H156ZM158 116H159V115H158ZM259 116H260V114H259ZM153 117H154V116H153ZM254 117H255V116H254ZM154 118H155V117H154ZM159 118H161V117H159ZM163 118H164V117H163ZM261 118H262V117H261ZM246 119H244V120H246ZM263 119H264V118H263ZM249 120H248V121H249ZM160 121H161V120H160ZM161 122H162V121H161ZM244 122H245V121H244ZM65 123H66V122H65ZM245 123L247 124V122H245ZM248 123H250V122H248ZM251 123H252V122H251ZM251 123H250V124H251ZM262 124H263V123H262ZM244 125H245V124H244ZM247 125L249 126V124H247ZM251 125H252V124H251ZM111 126L114 127V125H111ZM260 126H261V125H260ZM243 127H244V126H243ZM253 127H254V126H253ZM250 129H252V128H250ZM245 130H246V129H245ZM255 130H256V129H255ZM257 130H259V129H257ZM138 131H139V130H138ZM248 131H249V130H248ZM263 131H264V129H263ZM252 132H253V130H252ZM256 132H257V131H256ZM256 132H253V133H256ZM244 133H245V132H244ZM111 134H112V133H111ZM111 134H110V136H111ZM140 134H141V132H140ZM246 134H247V132H246ZM256 134H257V133H256ZM258 134H259V133H258ZM263 134H264V133H263ZM113 135H114V134H113ZM138 135H139V134H138ZM259 135H260V134H259ZM236 136H238V135H236ZM242 136H243V135H242ZM244 136H245V135H244ZM244 136H243V137H244ZM246 136H247V135H246ZM249 136H250V135H249ZM253 136H254V134H253ZM257 136H258V135H257ZM107 137H109V136H107ZM138 137H139V136H137V138H138ZM145 137H146V135H145ZM176 137H177V136H176ZM238 137H239V136H238ZM240 137H241V136H240ZM254 137H256V136H254ZM254 137H253V138H254ZM258 137H259V136H258ZM102 138H103V137H102ZM109 138H110V137H109ZM109 138H107V139H109ZM128 138H130V137H128ZM133 138H134V137H133ZM133 138H130L131 141H132V142H130V143L134 144V145L132 146V147H133V149H132V148L129 147V145H130L129 142L126 143V142H122V141H121L123 138L120 140L119 138H114V137L112 138V137H111V139H109V143H110V145L112 146V147H111L112 149H110V151L113 150V152H117V149H118L117 147H118V146L116 147V144L118 143L117 141L120 140L123 144H122V145H119V143H118V145H119V147L122 146L121 149H122L123 151H126V152H124V153L127 154V152H128V153L131 152V154H132V152H133V154H132L133 157H134V155H136V153H137V154H138L137 156L141 157L139 160H141L143 156H144V158H146L147 155H148V156H151L152 159L154 160V161H153V160H151V161L154 162V163H156L157 165L159 164L160 161H163V160L165 161V160L168 159V158H169V161H170V160L172 161V159L178 158L177 156L180 157V154H182L181 151L179 152V153H180L179 155H178V154L176 155V153H178V152H176V153L173 152V158H172V159H170V158H171L170 156H169V157L166 156V157H163V158H162V157H158V155H160L161 152H163V151L161 150V148L159 147V145L162 144L161 146H162V148H163V147H164L163 144H165L164 140H163L164 143H163L161 140H160V141H161L162 143H161L160 141L157 143V142L151 140L150 137H149L150 140H148V139H140V138H139V139H135V138L133 139ZM152 138H153V137H152ZM213 138H216V137H213ZM230 138H231V137H230ZM259 138L261 139V137H259ZM100 139H101V138H100ZM103 139H104V138H103ZM105 139H106V137H105ZM115 139H116L117 141H116ZM118 139H119V140H118ZM126 139H127V138H126ZM153 139H154V138H153ZM172 139H174V137H172ZM176 139H177V138H176ZM194 139H196V140H193V139H192V141H197V142H199V141L197 140L196 137H195ZM202 139H203V138L200 139L201 142H202ZM204 139H207V138H204ZM209 139H210V138H209ZM231 139H232V138H231ZM246 139H247V138H246ZM248 139H249V138H248ZM255 139H256V138H255ZM255 139H253V140H255ZM127 140H128V139H127ZM127 140H125V141H127ZM157 140H159V138H158ZM165 140H166V139H165ZM174 140H175V139H174ZM174 140H173V141H174ZM180 140H181V139H180ZM210 140H211V139H210ZM216 140H217V139H216ZM233 140H237V139H233ZM238 140H240V139H238ZM250 140H251V139H250ZM250 140H249V142H247V143H251ZM123 141H124V139H123ZM128 141H130V140H128ZM171 141H172V140H171ZM173 141H172V143H173ZM177 141H178V140H177ZM177 141H176V142H177ZM185 141H186V140H185ZM204 141H205V140H204ZM218 141L220 142L219 139H218ZM240 141H241V140H240ZM243 141H244V139H243ZM245 141H247V140H245ZM256 141H257V140H256ZM258 141H259V140H258ZM258 141H257V142H258ZM116 142H117V143H116ZM121 142H120V144H121ZM189 142H190V141H189V139H188V144H191V142H190V143H189ZM211 142H212V141H211ZM238 142H239V141H238ZM261 142H262V141H261ZM103 143H104V142H103ZM106 143H107V142H105V145H106ZM170 143H171V142H170ZM172 143H171V144H172ZM181 143H183V141H182ZM186 143H187V141H186ZM234 143H236V144H234V145H235L234 148L236 149V145H237V144L239 145V143H237L236 141H234ZM243 143H244V142H243ZM252 143H253V142H252ZM128 144H129V145H128ZM158 144H159V145H158ZM166 144H167V143H166ZM166 144H165V148H166V146H167ZM173 144H175V143H173ZM178 144H179V143H178ZM184 144H185V142H184ZM202 144H204V143L202 142ZM205 144H206V142H205ZM207 144H208V143H207ZM221 144H222V142H221ZM254 144H255V143H254ZM258 144H259V143H258ZM258 144H257V145H258ZM107 145H108V144H107ZM107 145H106V146H107ZM127 145H128V147H126ZM169 145H170V144H169ZM185 145H186V144H185ZM209 145H210V144H209ZM211 145H212V143H211ZM215 145H216V144H215ZM225 145H226V144H225ZM238 145H237V147H238ZM251 145H252V144H251ZM257 145H256V146H257ZM108 146H109V145H108ZM108 146H107V147H108ZM176 146H177V144H176ZM178 146H179V145H178ZM182 146H183V145H182ZM186 146H187V145H186ZM191 146H192V145H191ZM213 146H214V144H213ZM227 146H228V144H227ZM230 146H233V144L230 145ZM243 146H244V145H243ZM261 146H262V144H261ZM263 146H264V144H263ZM263 146H262V147H263ZM125 147H126V148H125ZM168 147H169V146H168ZM168 147H167V149L170 150ZM171 147H172V146H171ZM173 147H174V145H173ZM189 147H190V146H189ZM206 147H207V145H206ZM206 147L204 148L205 150H207ZM211 147H212V146H211ZM244 147H245V146H244ZM252 147L254 148L255 146L253 145ZM262 147H261V148H262ZM177 148H178V147H177ZM186 148H187V147H186ZM190 148H191V147H190ZM192 148H193V146H192ZM192 148H191L190 152L192 151ZM212 148H213V147H212ZM214 148H215V147H214ZM216 148H217V147H216ZM230 148H231V147H230ZM239 148H240V146H239ZM239 148H238V149H239ZM246 148H248V147H246ZM256 148H257V147H255V149H256ZM107 149H109V147H108ZM121 149H120V148L118 149L119 152L121 151ZM167 149H165V150L169 153L171 150L168 151ZM171 149H172V148H171ZM184 149H185V148H184ZM184 149H183V151H184ZM209 149H210V147H209ZM209 149H208V150H209ZM219 149H220V148H219ZM219 149L217 148V151H218ZM223 149H224V148H223ZM243 149H245V148H243ZM257 149L259 150V145H258V148H257ZM163 150H164V149H163ZM174 150H175V148H174ZM193 150H195V149H193ZM200 150H201V149H200ZM208 150H207V152H209ZM215 150H216V149H215ZM215 150H214V151H215ZM220 150L222 151V149H220ZM225 150H226V149H225ZM225 150H224V151H225ZM247 150H248V149H247ZM247 150H246V152L248 153ZM260 150H261L260 153L257 154V156H258L257 158L259 159L260 168H262V167L264 166V147H263V150H262V149H260ZM123 151H121V152H123ZM176 151H177V149H176ZM187 151H189V150H187ZM201 151L203 152L204 150H201ZM201 151H200V152H201ZM221 151H219V154H220ZM233 151H234V150H233ZM250 151H251V150H250ZM113 152H112V153H113ZM119 152H118V153H119ZM121 152H120V154H121ZM198 152H199V151H198ZM198 152H197V153H198ZM200 152H199V153H200ZM204 152H205V151H204ZM204 152H203L202 156L205 155ZM210 152H212L211 154L214 153L213 151H210ZM215 152H216V151H215ZM222 152H223V151H222ZM222 152H221V153H222ZM227 152H229V151H227ZM231 152H232V151H231ZM231 152H230V153H231ZM234 152H235V151H234ZM241 152H242V151H241ZM107 153H108V152H107ZM109 153H111V152H109ZM124 153H123L124 157H125V158H128V157H126V154H124ZM134 153H135V154H134ZM165 153H166V152H165ZM165 153H164V154H165ZM188 153H189V152H188ZM199 153H198V154H199ZM205 153H206V152H205ZM217 153H218V152H216V154H217ZM225 153H226V152H225ZM239 153H240V152H239ZM244 153H245V152H244ZM249 153H250V152H249ZM114 154H115V153H114ZM120 154H119V155H120ZM164 154H162V155H164ZM171 154H172V153H171ZM190 154L192 155V153H190ZM190 154H188V155H190ZM200 154H201V153H200ZM200 154H199V155H200ZM208 154H209V153H208ZM227 154H228V153H227ZM234 154H235V153H234ZM253 154H254V153H253ZM253 154H251V158H253V157H252ZM107 155H108V154H107ZM123 155H122V156H123ZM174 155H176L175 158H174ZM182 155H183V154H182ZM186 155H187V154H186ZM191 155H190V156H191ZM193 155H196V154L194 153ZM214 155H215V153H214ZM221 155L224 156L225 154L223 155V153H222V154H220V156H221ZM231 155H232V154H230V156H231ZM241 155H242V153H241ZM122 156H121V157H122ZM127 156H128V155H127ZM129 156H131L130 153H129ZM132 156H131V158H129V159H131V160L133 161V163H134V160H135V163H136V164L139 163V165L142 164V163L144 164V161L147 162L145 159H144V161H142V163H141V161L138 162L139 160L137 161V158L133 160V157H132ZM137 156H136V157H137ZM197 156H198V155H197ZM207 156H208V155H206V157H207ZM210 156H211V155H210ZM210 156H209V157H210ZM218 156H219V155H218ZM225 156H226V155H225ZM228 156H229V155H228ZM243 156H244V155H243ZM243 156H242V157H243ZM112 157H113V156H112ZM115 157H116V156H115ZM167 157H168V158H167ZM184 157H185V156H184ZM191 157H194V156H191ZM216 157H217V155H216ZM231 157H232V156H231ZM233 157H234V155H233ZM239 157L241 158V156H239ZM244 157H245V156H244ZM158 158H159V160H160V159H162V160H160V161L158 162ZM164 158H165V159H164ZM180 158H181V157H180ZM185 158H186V157H185ZM197 158H198V157H197ZM199 158H200V157H199ZM204 158H205V156H204ZM207 158H208V157H207ZM207 158L205 159V161H202V160L200 159V160H201L200 162H201V163L203 162V163L205 164L206 160H208ZM221 158H222V157H221ZM221 158L218 157V160L221 159ZM251 158H250V159H251ZM110 159H111V158H110ZM123 159H124V158H123ZM123 159H122V160H123ZM181 159H182V158H181ZM186 159H187V158H186ZM193 159H194V158H192L191 160H192L193 163L195 164V161H194ZM210 159H212V158H209V160H210ZM223 159H225V157H224ZM223 159H222V160H223ZM229 159H230V158H229ZM231 159H232V158H231ZM253 159H254V158H253ZM142 160H143V159H142ZM147 160H149V158H147ZM175 160H176V159H175ZM175 160H174V162H175ZM178 160H179V159H178ZM178 160H176L177 162H175V163H176L177 166H178V165L181 166V164H183V163H180V162H181L180 160H179V162H178ZM195 160H196V159H195ZM203 160H204V159H203ZM209 160H208V163H209ZM222 160H221V161H222ZM234 160H235V158H234ZM237 160H238V161H237ZM117 161H118V160H117ZM127 161H128V160H127ZM129 161H130V160H129ZM136 161H137L138 163H137ZM149 161H150V160H149ZM164 161H163V162H164ZM166 161H167V160H166ZM169 161H168V162H169ZM171 161H170V162H171ZM229 161H231L232 163L230 162V164H229V163H228V159H227V163H228V164H224V165L222 164V165L225 166V165H231V164L234 163V167L236 168V165H237V163H238V166H239V163H240V162H239V161H240L239 158L236 159V161H235L236 164H235V162H233V159H232V160H229ZM124 162H125V160H124ZM152 162H149L150 165H148V166H151V165H152L151 168L153 167L154 169H156V172H154L155 170H153V172L156 173L157 175L160 174L159 172H157V169H158V168H157V165H156V167H154V165H153ZM170 162L167 163V165L169 164V167H170V165L172 166V168L170 167L169 170H170L171 175L173 176V182L171 181V179H170V182H169V181H167V182L169 183L168 186H171L170 183L172 182V186H171V187H172V190H173V192H172V196L169 195L170 193L168 194V192H169V190H170L171 187H170V188H167V187H166L167 185L164 186V183L162 184V182H161V178H162V176H161V178H160V182H161L160 184H161V185L159 184V186H160V188H161L162 185H163L164 187H166L167 191H166V189H164V190H165V193L163 192V191H164V190H163V187H162L161 190H160V189L158 190L159 186H158V188H157V186H156V185H157L156 182L159 181V180H156V178H151V181L147 180L148 177H150V176H147V177H146V180H144V179L141 178V179L143 180V184H145V185L147 186L146 189H148V191L151 192V194H152V195L150 196V200H149V197L146 198V200L148 199L147 201L144 200L145 198H143L144 196L142 195V194H144L145 192L141 194V195L143 196V197H141V199L143 198V200H144V204H145V207H144V205H142V206H143V207H142V211H143V212H141V211H140L141 209H139L141 206H140V207H137V206L140 205V204H138V205L135 204V203H137V201H136L135 203H134V202H133V203L131 202V201H132L131 198H135V196L133 197V196L131 195V198L129 197V198L131 199V201H129L130 199H128V201H127L128 203L131 202V203H130L131 205H132V204H135V207H134V205H132V206L135 208V210H136V209L139 210V212H136V213L133 212V214H129V213H130L131 211H133V210H131V211L129 212V211H128V209H130L129 206H127V205H125L124 203H122V201L125 199V197H124V199H123L122 201H120V199H119L118 196H117V198L119 199L118 202H119V203H120V202L122 203L121 205L119 204V205L121 206V209H122V207H124V210H125V207H127L128 209H126L125 212H127V211L129 212V213H128V216H129V215H133V216H131L130 221H128V223H124V222H123V223H124L123 226H121L122 221H121V222H118V224L120 223L119 226H118L117 222H116L115 224L112 222L113 225H117V227H116V226H113L114 229L116 230V233H115V230H114V232H112L113 229H112V231L110 230V233H111V234L113 233V234H114L113 236H114V238H115V239L113 238L114 241L112 242V244L114 243V246L116 245V248H118L119 246H121L122 249H123V252H125V256H124V257L122 256V257H123V259L125 260V261L123 260L124 263H126V264H202V263H203V262H202V259L205 258L206 260H205L204 262H206V261H207V258H208V255H206L207 258L204 257V256H202V255H205L206 253H205V254L202 253L203 250H204V248L202 249V248L198 247V246L196 245V244H197V241H198V244H199L200 246H201V244L203 243L204 245L207 246V247L205 246L206 248L209 247V249L211 250V252H212V250L214 249L215 254H216L217 244L219 243V242L217 243V240H220L219 237L221 236V233H220V231H219L220 228H219V229L217 228L218 224H216V226H215V225H214L215 223L213 224L212 221H215V220L217 221V218H219V216L221 217V215H220L221 213L219 214V216H218V215L215 216V215H213V213H212V212H214L215 210L212 211V212L210 211V212H211L210 214H212L213 216L216 217V219H214V220L211 221V218L209 217V215L207 214V212L205 213V211H206V210H205L206 207H203V206H201V205H200V206H197L196 202H195V203L193 202L194 205L196 204V208H195V209H196V214H195V212H192V211H191L192 213H194V215H193V214L190 212V210H184V209H186V208L183 209L182 204H184L185 202L182 203V204H181V202L183 201V197H184L185 195H184L183 197H182V195H181V196L178 195V193H179V194H182V192H179V191H181V189H182V191H184V190H183V188H181L182 185H181V187L178 186L179 181L177 182V178H178V177H177V174H178L179 171L181 172V170H180L181 167L178 166V168H177L176 165L173 166V164H170ZM188 162H189V161H188ZM196 162H197V161H196ZM210 162H211V161H210ZM212 162H213V161H212ZM218 162H220V161H217V158H216V162H213V163H216V164H217ZM223 162L226 163V160H223ZM223 162H222V163H223ZM246 162H248V160H247ZM255 162H256V161H255ZM97 163H98V162H97ZM100 163H101V162H99L98 164H100ZM116 163H117V162H116ZM121 163H122V162H121ZM125 163H127V164H124V165H128V162H125ZM164 163H165V162H164ZM164 163H163V165H164ZM172 163H173V162H172ZM179 163H180V164H179ZM201 163H200V165H201ZM208 163H207V165H208ZM249 163H250V162H249ZM98 164H95V165H98ZM104 164H105V163H104ZM106 164H107V163H106ZM130 164H132V162H131ZM165 164H166V163H165ZM188 164H189V163H188ZM190 164H192V163H190ZM197 164L199 165V163H197ZM204 164H202V165H204ZM216 164H215L214 168L216 167ZM218 164H219V163H218ZM220 164H221V163H220ZM244 164H245V162H244ZM121 165H122V164H121ZM121 165L119 164V166H121ZM145 165H146V164H145ZM145 165H144V166H145ZM159 165H161V163H160ZM163 165H162V166H163ZM183 165H184V164H183ZM198 165H197V166H198ZM205 165H206V164H205ZM205 165H204V166H205ZM245 165H246V164H245ZM245 165H244V166H245ZM113 166H114V165H113ZM128 166L130 167V166H132V165H128ZM144 166L140 165V167H142V168H143ZM162 166H161V169H162ZM190 166H194V167H192V168H193V170L196 171V172H199V170L201 169V168H200L199 170L194 169V168H196V167H195L196 165H193V164L190 165ZM217 166H218V165H217ZM96 167H98V166H96ZM99 167H101V164H100ZM132 167L134 168V171H135V169H136L138 166H135V167H134V165H133ZM140 167H138V168H140ZM146 167H147V166H146ZM146 167L143 168V169H136V170H138V172H139V170H140V172H139L140 174L142 173V171H143V173L146 174V172H147V171L149 170V168H150V167H149L148 170H147ZM159 167H160V166H159ZM164 167H165V165H164ZM182 167H183V166H182ZM202 167H203V166H202ZM205 167H206V166H205ZM209 167H210V165H209L207 168H209ZM219 167L221 168V166H219ZM227 167H228V166H227ZM229 167L232 168V166H229ZM229 167H228L229 171L232 172L234 169H231V170H230ZM102 168H103V167H102ZM105 168H106V167H105ZM113 168H115V166H114ZM151 168H150V170L153 169V168H152V169H151ZM165 168H167V167H165ZM183 168H184V167H183ZM190 168H191V167H190ZM203 168H204V167H203ZM240 168H243V166L240 165ZM246 168H247V167H246ZM246 168H245V169H246ZM255 168H256V167H255ZM263 168H264V167H263ZM106 169L108 170V168H106ZM109 169L111 170V168H109ZM115 169H116V168H115ZM129 169H130V168H129ZM131 169H132V168H131ZM131 169H130V170H131ZM159 169H160V168H159ZM161 169H160L159 171H161ZM178 169H179V170H178ZM223 169H224V171H225L226 168L224 167ZM236 169H237V168H236ZM236 169H235V170H236ZM250 169H251V167H250ZM253 169H254V168H253ZM258 169H259V168H257V170H258ZM98 170H99V169H98ZM101 170H103V169H101ZM107 170H106V171H107ZM150 170H149V171H150ZM162 170H163L164 173H165L168 169H166V170L162 169ZM186 170H189V169H186ZM190 170H191V169H190ZM193 170H191V171H193ZM206 170H207V169H206ZM211 170L213 171V169H210L209 172H211ZM238 170H239V169H238ZM238 170L235 172L236 174H237V172H238V174L240 173V172H239L240 170H239V171H238ZM242 170H243V169H242ZM103 171H105V170H103ZM112 171H113V170H112ZM149 171L147 172L148 174L150 173ZM182 171L184 172L185 170L183 169ZM218 171H220V170H218ZM218 171H217V170H216V171L214 170V172H217V173H218ZM221 171L223 172V170H221ZM229 171H228V172H229ZM247 171L249 172V166H248V170H247ZM253 171H254V170H253ZM260 171H261V170H260ZM98 172H101V171H98ZM109 172H110V171H109ZM138 172H136V173H131V172H130L129 177H130V178H134V176H136V177H137V176H140V175H138ZM153 172H152V173H153ZM180 172H179V175H178V176H179V179L182 180V179H184V178L186 177V175H181ZM196 172H195V173H196ZM201 172H202V171H201ZM250 172H251V171H250ZM254 172H256V170H255ZM254 172H252V174H253ZM261 172H262V171H261ZM101 173H102V172H101ZM101 173H100V174H101ZM103 173H104V172H103ZM107 173H108V172H107ZM111 173H112V172H111ZM161 173H162V172H161ZM167 173H168V174H167V176H166L165 178H166L167 180H169V177H168V176H171V175H169V172H167ZM184 173H186V172H184ZM184 173H183V174H184ZM187 173H188V172H187ZM189 173H190V172H189ZM189 173H188V174H189ZM192 173H193V172H192ZM203 173H206V172H203ZM203 173H201V174H203ZM219 173H220L219 175L222 174V176H223V173H221V172H219ZM225 173H226V172H225ZM225 173H224V175H225ZM241 173H243V172H241ZM241 173H240V175H243V174H241ZM245 173H246V171H245ZM258 173H259V172H258ZM104 174H105V173H104ZM104 174H102V175H104ZM148 174H146V175H148ZM196 174L199 175V173H196ZM210 174H211V173H210ZM227 174H228V173H227ZM227 174H226V175H227ZM260 174H261V173H260ZM112 175H113V173H112ZM112 175H111V176H112ZM121 175H122V173H121ZM151 175H152V174H151ZM153 175H154V174H153ZM160 175H163V174H160ZM160 175H159V177H160ZM164 175H165V174H164ZM164 175H163V178H164ZM190 175H191V174H190ZM193 175H194V173H193ZM193 175H192V176H193ZM197 175H195V176H197ZM203 175L205 176V174H203ZM203 175H202V176H203ZM217 175H218V174H217ZM226 175H225V177H226ZM228 175H229V174H228ZM244 175H245V174H244ZM247 175H248V174H247ZM261 175H263V174H261ZM104 176H105V175H104ZM111 176H110V174H109V177H111ZM141 176H142V175H141ZM172 176H171V177H172ZM181 176H185V177L181 179V178H180ZM187 176H188V175H187ZM192 176H191V177L188 176V177L194 179ZM199 176H200V175H199ZM207 176H208V175H206L205 177H207ZM211 176H212V174H211ZM251 176H252V175H251ZM251 176H247V177L249 178V177H251ZM11 177H12V176H8L7 178H9V180H11V179H10ZM102 177H103V176H102ZM152 177H153V176H152ZM155 177H156V175H155ZM157 177H158V176H157ZM167 177H168V178H167ZM171 177H170V178H171ZM200 177H201V176H200ZM220 177H221V176H220ZM229 177H230V179L232 180L231 175H230ZM229 177H227V179H228ZM238 177H239V176H238ZM238 177H236L237 180H238ZM243 177H244V176H242L241 178L239 177V179H240V180H241V179L243 180ZM252 177H254V176H252ZM105 178H106V177H105ZM112 178H113V176H112ZM115 178H119V177H114V180H115ZM125 178H126V176H125ZM189 178H188V179H189ZM208 178H209V177H208ZM217 178H219V177H216V179H217ZM222 178H223V177H222ZM234 178H235V177H234ZM262 178H263V177H262ZM121 179H122V178H121ZM137 179H138V178H137ZM139 179H140V177H139ZM154 179H155V180H154ZM196 179H197V177L195 178V180H193V181H191V182L196 181ZM199 179H200V178H198V181H199ZM211 179H212V178H211ZM213 179H214V177H213ZM219 179H220V178H219ZM219 179H218V180H219ZM244 179H245V177H244ZM263 179H264V178H263ZM116 180H117V179H116ZM129 180H130V179H129ZM153 180L156 181L155 184H154V181H153ZM202 180H203V177H202ZM207 180H209V179H207ZM224 180H225V179H224ZM249 180H250V179L246 180V181L248 182V185H249V183H252V182H249ZM252 180H253V179H252ZM257 180L260 181L259 178H258ZM261 180H262V179H261ZM183 181H184V180H183ZM244 181H245V180H244ZM246 181H245V182H246ZM250 181H251V180H250ZM254 181H255V180H254ZM109 182H110V181H109ZM111 182H112V181H111ZM111 182H110V183H111ZM117 182H118V184H120V183H119V180H118ZM127 182H128V181H127ZM165 182H166V180H165ZM180 182H181V184H182V181H180ZM188 182H189V181H188ZM191 182H190V185L192 184ZM200 182H201V180H200ZM205 182H206V181H205ZM220 182H221V180H220ZM234 182H235V181H234ZM121 183H122V181H121ZM123 183H124V182H123ZM158 183H159V182H158ZM184 183H185V181H184ZM184 183H183V184H184ZM203 183H204V180H203ZM212 183H214V182H212ZM225 183H227V182H225ZM229 183L231 184L230 181H229ZM235 183H236V182H235ZM112 184H115V183H112ZM118 184H115L116 186L113 187V188H114V189H115V188L118 189V187L121 185V184H120V185L118 186ZM166 184H167V183H166ZM193 184H194V183H193ZM197 184H199V182H197L195 185H197ZM227 184H228V183H227ZM259 184H260V183H259ZM124 185H125V183H124ZM179 185H180V184H179ZM187 185H189V183L186 184V186H187ZM195 185H194V186H195ZM200 185H201V184H200ZM202 185H203V184H202ZM206 185H207V184H206ZM206 185H205V186H206ZM238 185H239V183L236 184L235 186L237 187ZM245 185H246V184H245ZM113 186H114V185H113ZM117 186H118V187H117ZM139 186H140V185H139ZM141 186H142V185H141ZM194 186H193V187H194ZM203 186H204V185H203ZM205 186H204V187H205ZM209 186H210V185H209ZM216 186H217V185H216ZM221 186H222V185H221ZM229 186H230V185H229ZM246 186H247V185H246ZM256 186H257V185H256ZM120 187H121V186H120ZM122 187H123V186H122ZM122 187H121V188H122ZM125 187H126V185H125ZM144 187H145V186H144ZM144 187H143V191H144V189H145ZM177 187H179L180 190H179ZM189 187H190V186H189ZM191 187H192V186H191ZM210 187H212V186H210ZM214 187H215V186H213V188H214ZM232 187H234L233 184H232ZM240 187H241V185H240ZM243 187H244V186H243ZM261 187H262V186H261ZM261 187H260V188H261ZM123 188H124V187H123ZM141 188H142V187H141ZM155 188H156V189H155ZM185 188H186V187H185ZM185 188H184V189H185ZM194 188H195V187H194ZM194 188H193V189H194ZM197 188H198V189H201L202 187L199 188V187L197 186ZM222 188H223V187H222ZM244 188H245V187H244ZM253 188H254V187H253ZM117 189H116V190H117ZM126 189H127V188H126ZM146 189H145V190H146ZM168 189H169V190H168ZM177 189H178L179 191H178ZM193 189H192V190H193ZM198 189H197L196 192H198ZM204 189H205V188H203V190H204ZM206 189H208V188H206ZM209 189H210V188H209ZM225 189L227 190L228 188H225ZM231 189H232V188H231ZM240 189H241V188H240ZM240 189H237V191H238V192L242 191V190H240ZM27 190H28V188L25 189L23 192H26ZM157 190H158V192H157ZM186 190H187V192H189L188 189H186ZM194 190H196V189H194ZM203 190H202V191H203ZM226 190H225V191H226ZM228 190H229V189H228ZM228 190H227V193L230 192V191H228ZM234 190H236V189L234 188ZM239 190H240V191H239ZM246 190L248 191V190H250V188H248V189H246ZM253 190H254V189H253ZM159 191H160V192H159ZM199 191H200V190H199ZM222 191H223V190H222ZM222 191H221V192H222ZM244 191H245V189H244ZM255 191H256V189H255ZM263 191H264V188H263ZM166 192H167V196L169 195L168 197H166ZM170 192H171V191H170ZM200 192H201V191H200ZM200 192H199V194H200ZM203 192H204V191H203ZM205 192H206V191H205ZM205 192H204V193H205ZM218 192H219V190H218ZM235 192H236V191H235ZM257 192H258V191H257ZM131 193H132V192H131ZM133 193H134V192H133ZM163 193H164L165 197L163 196ZM185 193H186V192H185ZM193 193H194V191L192 192V195H193ZM201 193H202V192H201ZM207 193H209V192H207ZM210 193H211V192H210ZM210 193H209V195H210ZM213 193H215V192L213 191ZM230 193H231V192H230ZM259 193H260V191H259ZM259 193H258V194H259ZM263 193H264V192H263ZM118 194H119V193H118ZM134 194H135V193H134ZM149 194H150V193H149ZM161 194H162V195H161ZM205 194H206V193H205ZM205 194H204V196H205ZM216 194H217V191H216ZM232 194H233V193H232ZM250 194H251V193H250ZM109 195H112V196H113V194H111V193H110ZM115 195H116V194H115ZM141 195H139V196H141ZM144 195H145V197L147 196L146 193H145ZM202 195H203V193L200 194V196H202ZM206 195H208V194H206ZM239 195H240V194H239ZM251 195H252V194H251ZM188 196H191V195L188 194ZM194 196H195V194H194ZM194 196H193V197H188V198H187V201H186V203L184 204V205H186L185 207H187V203H188L189 200L192 201V200L189 199V198H193V200L197 199L196 197H195V199H194ZM198 196H199V195H198ZM200 196H199V197H200ZM204 196H203L202 198L200 197V199H203L202 202H206L205 200H207V199L204 198ZM211 196H212V195H211ZM213 196H218V195H213ZM226 196H227V195H226ZM244 196H245V195H243V197H244ZM246 196H247V195H246ZM253 196H254V194H253ZM260 196H261V195H260ZM110 197H111V196H110ZM115 197H116V196H115ZM115 197H114V198H115ZM120 197H121V195H120ZM179 197H180V198H179ZM181 197H182V198H181ZM186 197H187V196H186ZM199 197H198V198H199ZM221 197H222V196H221ZM229 197H231V196L228 195V199H229ZM243 197H242V198H243ZM105 198H107V196H106ZM105 198H104V199H105ZM108 198H109V197H108ZM108 198L105 199V200H106V201H105V204L107 203ZM136 198H137V197H136ZM166 198H170V199L167 200ZM214 198H215V197H214ZM262 198H263V196H262ZM118 199H117V200H118ZM180 199H181L182 201H180ZM184 199H185V197H184ZM188 199H189V200H188ZM222 199H223V198H222ZM228 199H227V200H228ZM232 199H236V195H235V198H232ZM240 199H241V198H240ZM249 199H250V198H249ZM253 199H256V197H253ZM260 199H261V198H260ZM109 200H110V202L113 204L112 201H114V200H111V199H109ZM210 200H211V199H210ZM236 200H237V199H236ZM244 200H246V199H244ZM258 200H259V199H258ZM190 201H189V202H190ZM198 201H199V200H198ZM198 201H197V203H198ZM212 201L214 202L215 200H212ZM230 201H231V200H230ZM232 201H233V200H232ZM237 201H239V200H237ZM71 202H72V201H71ZM82 202H83V201H82ZM84 202H86V201H84ZM88 202H90V201H88ZM110 202H109V204H110ZM124 202H125V201H124ZM138 202H139V201H138ZM140 202H141V201H140ZM227 202H228V201H227ZM242 202H243V201H242ZM242 202H241V203H242ZM245 202H246V201H245ZM247 202L249 203V200H248ZM250 202H251V201H250ZM259 202H260V201H259ZM66 203H68V202H67V201H61V202H59L58 204H59V205H64V204H66ZM72 203H73V202H72ZM115 203H116V205H117V202L114 201V204H115ZM200 203H201V202H200ZM217 203H218V201H217ZM220 203H221V201H220ZM222 203H223V202H222ZM222 203H221V204H222ZM254 203H255V200H254V202H253L252 204H254ZM83 204H85V205L87 206V208L91 207V209H92L91 211H93V212L96 210V208H95L96 206H94V205H90L91 203H90V204L83 203ZM92 204H94V203H92ZM95 204H98V206L100 205L99 202H98V203H95ZM188 204H189V203H188ZM190 204L192 205V202H191ZM198 204H199V203H198ZM205 204H206V203H205ZM224 204H225V203H224ZM233 204L235 205L236 202H234ZM257 204H258V203H257ZM106 205H108V204H106ZM184 205H183V206H184ZM214 205H216V204H214ZM225 205H226V204H225ZM237 205H239V203H238ZM248 205H249V204H248ZM250 205H251V204H250ZM254 205H255V204H254ZM254 205H253V206H254ZM78 206H79V205H78ZM112 206H113V208H114V210H115L116 207H114V205H112ZM132 206H130V207H132ZM209 206H211V205H209ZM212 206H213V205H212ZM231 206H233V205H230V208H231ZM241 206H242V204H241ZM244 206H245V205H244ZM244 206H243V207H244ZM251 206H252V205H251ZM255 206H256V205H255ZM261 206H262V205H261ZM261 206H260V207H261ZM102 207H104V205H103ZM109 207H110V206H109ZM133 207H132V208H133ZM188 207H190V206H188ZM191 207H193V206H191ZM243 207H241V208L243 209ZM247 207L249 208V206H247ZM263 207H264V206H263ZM105 208L107 209V207H105ZM117 208H118V207H117ZM132 208H131V209H132ZM143 208H144V210H143ZM211 208H212V207H211ZM227 208H228V207H227ZM227 208H226V209H227ZM235 208H238V207H235ZM244 208H245V207H244ZM248 208H247V209H248ZM93 209H94V210H93ZM106 209H105V210H106ZM108 209H110V210H112V212H114V210H113L111 207L108 208ZM108 209H107V210H108ZM121 209H120L119 211H121ZM189 209H191V208H189ZM192 209L195 211L194 208H192ZM222 209H223V208H222ZM232 209H234V208H232ZM245 209H246V208H245ZM247 209H246V210H247ZM253 209H254V208H253ZM73 210H75V209H73ZM79 210H80V209H79ZM105 210H104V208H103V211L101 212L102 215L104 214V215H103L104 217H106V216H107L106 214L109 213V211H107V213H106ZM116 210H117V209H116ZM116 210H115V211H116ZM224 210H225V209H224ZM238 210H239V209H238ZM249 210L251 211V209H249ZM249 210H248V211H249ZM254 210H257V211H258V205H257V208L254 209ZM97 211H98V213H99V211H101V210H100V209H97ZM226 211H227L226 213H228V209H227ZM232 211H233V210H232ZM232 211L230 210L231 214L228 213V214H230V215H229V216H230V219H231V216H232V214H233ZM241 211H242V210H241ZM241 211H240V212H241ZM257 211H255V212H257ZM68 212H69V211H68ZM81 212H82V211H81ZM103 212H105V213H103ZM112 212H111V213H112ZM116 212H117V211H116ZM215 212H216V211H215ZM240 212H238V213H240ZM245 212H246V211H245ZM252 212H253V210H252ZM111 213H110V214H111ZM120 213H121V212H120ZM120 213H119V214H120ZM131 213H132V212H131ZM216 213H217V212H216ZM222 213H223V212H222ZM238 213H237V214H238ZM243 213H244V212H243ZM246 213H247V212H246ZM246 213H244V214H246ZM253 213H254V212H253ZM113 214H114V213H112V215H113ZM117 214H118V212H117ZM214 214H215V213H214ZM217 214H218V213H217ZM228 214H227V215H228ZM250 214L252 215V213H250ZM81 215H82V214H81ZM115 215H116V214H115ZM120 215H121V214H120ZM122 215H123V213H122ZM125 215H127V213H126ZM199 215H201V217H200ZM227 215H226L225 217H224V215H223L222 217H224V219H223V218H220V219H221V220L223 219V220H224V223H225V224L227 223V224H226L227 226L230 224V225H229V226H230L229 228H232V229H233V227H231V226H233V225H231V223L228 224V222H226V220H225L226 217H229V216H227ZM234 215H236V214H233V216H234ZM251 215H250V218L252 217ZM255 215H256V214H255ZM257 215H258V214H257ZM196 216H199V217H200L199 219H201V221H202V228H203L202 230H201V229H198V228H199L198 225H201V224H198V225H197L196 222H198V223H201V222H200L199 219H198L199 221L197 220ZM233 216H232V217H233ZM238 216H239V215H238ZM242 216H244V215H242ZM109 217H110V219H113V221H114V218H112L110 215H109ZM109 217L107 216L106 218H109ZM236 217H237V216H236ZM247 217H248V216H247ZM247 217H246V218H247ZM115 219H116V218H115ZM195 219H196V220H195ZM235 219H236V218H235ZM235 219H232V220H235ZM237 219H238V217H237ZM237 219H236V220H237ZM241 219H242V218H241ZM252 219H253V218H252ZM254 219H255V218H254ZM254 219L252 220L253 222L251 221L252 226H257V225L262 226V225H264V222H263V224L261 223V224H262V225H261V224H259V223L257 222V220L255 221ZM263 219H264V218H263ZM107 220H109V219H107ZM120 220H121V219H120ZM125 220H127V219H125ZM186 220H187L188 222L191 223V226H192V227L195 226V227L192 228V229H197V232H199V235H200V232H201V231H202V232L204 231L203 233L201 232V233H202V237H200V238H201V239H200L201 244L199 243L200 241L197 240V241H196V244L194 245V241H193V244H192V247H191V248L189 247V246H191V244L188 245V243H192V241H191V242L188 241L187 243H185V242H184L185 239L183 240V237L185 236V235H183V232H184V234L186 233V237H184V238L189 237V238H188L189 240H192V239H193L192 237H194V239H195V238H198V237H197V234H198V233L195 234V233L193 232V231H195V230H192V231H191V228H189V229H190V233L193 232L192 234H195V236H192V234H191V236H192L191 238H190V236H188L187 232H185L184 229L190 227V225H189L188 227H186L187 224H185V228H183V226H182V224H184V223H185L184 221H186ZM232 220H231V221H232ZM258 220H259V219H258ZM111 221H112V220H111ZM115 221H118V220H115ZM123 221H124V219H123ZM187 221H186V223H187ZM195 221H196V222H195ZM216 221H215V222H216ZM239 221H240V220H239ZM239 221H238V225H241V222L239 223ZM242 221H243V219H242ZM246 221L249 223L248 220H246ZM254 221H255V222H254ZM263 221H264V220H263ZM126 222H127V221H126ZM217 222H220V221H217ZM234 222H235V224H236V221H234ZM234 222H233V224H234ZM109 223H110V222H109ZM126 224H129V226L127 225V226H128L127 228H129L131 225H132V227H130L129 230H128V229H125L124 226H126ZM219 224H220V223H219ZM221 224H223V223L221 222ZM243 224H244V223H243ZM111 225H112V224H111ZM226 225H225V226H226ZM238 225H236V226H238ZM244 225H246L245 227H247V223H245ZM225 226H224V227H225ZM227 226H226V227H227ZM241 226H242V225H241ZM250 226H251V225H250ZM252 226H251V227H252ZM224 227H223V225H222V228L224 229L223 231H225V228H224ZM248 227H249V225H248ZM248 227H247V228H248ZM182 228H183L184 231L182 230ZM222 228H221V229H222ZM239 228H240V226H239ZM242 228H244V226H243ZM247 228H246V229H247ZM260 228H261V227H258V229H260ZM189 229H188V231H189ZM249 229H250V228H249ZM249 229H248V230H249ZM258 229L256 228V231H255L256 233H259V234H258L257 238L255 239V243H254V244H251L250 242L247 243L246 241H245V242H246V244H245V243H244V240H242L243 238L241 239V241H243V244H245L246 246H244V247L242 246L244 249H243L242 251L239 250V251H238V255H236L235 253H233V251H235L234 249L231 250V248H230L229 250H231L232 253H233L234 255H232L231 251H228V252L231 253V255H229V256H227V257H223V258H221V257H218V256L220 255V254H219V255H217V256L215 255V257H212V259H213V258H214V259L216 258V259H217V262H216V263L219 262L220 264H257V263H259L258 261H260V260L263 261V259H264V232H261V231L259 232ZM126 230H128V231H126ZM130 230H131V231H130ZM200 230H201V231H200ZM228 230H229V229H228ZM230 230H231V229H230ZM186 231H187V230H186ZM242 231H243V229H242ZM242 231H241V233L244 232V231H243V232H242ZM245 231H246V230H245ZM253 231H254V229H253ZM126 232H127V234H128L130 237L127 236V237H129V238L125 240V238H126V236H125L126 234H125V233H126ZM130 232H132V233H130ZM190 233H189V235H190ZM233 233H237V232H234V231H233ZM244 233H245V232H244ZM248 233L250 234L251 232L248 231ZM124 234H125V235H124ZM223 234H224V233H222V236H224V235L226 234V231H225V234H224V235H223ZM227 234H228V233H227ZM227 234H226V235H227ZM231 234H232V233H231ZM231 234H230V235H231ZM122 235H124V236H122ZM199 235H198V236H199ZM204 235L207 236V237H205ZM232 235H233V234H232ZM232 235H231L230 237H232ZM234 235H235V234H234ZM244 235H245V234H244ZM251 235H252V233H251ZM154 236H155V237H154ZM235 236H236V235H235ZM235 236H234V237H235ZM238 236H239V234H238ZM242 236H243V235H242ZM254 236H255V234H254ZM254 236H253V238H254ZM123 237H125V238H124V241H125V242L122 241L123 239H121V238H123ZM153 237H154V240L152 239V242L155 241V243L152 244V242H151V238H153ZM246 237H248V236H246ZM249 237H251V236H249ZM223 238H228V239H229V236L227 235V237L224 236ZM253 238H252V239L249 238V239L254 240ZM113 239H112V240H113ZM198 239H199V238H198ZM221 239H222V237H221ZM228 239H227V240L224 239V240H225V241H228ZM230 239H232V238H230ZM233 239H234V238H233ZM245 239H248V238H245ZM195 240H196V239H195ZM251 240H249V241H251ZM220 241H223V240H220ZM238 241H239V240H238ZM231 242H232V241H231ZM123 243H124V244H123ZM156 243L159 244V246L162 245L163 248H164V251H160V252H159L158 250H156V249H155L156 247L153 246V245H155ZM224 243L226 244V242H224ZM227 243L230 244L229 241H228ZM239 243H240V242H239ZM157 244H156L155 246H157V248H158L159 250H161V248H159ZM118 245H119V246H118ZM204 245H203V246H204ZM230 245L232 246L233 244L231 243ZM230 245L228 246V244H227V247H230ZM234 245H236V244H234ZM240 245H241V244H240ZM240 245H239V246H240ZM195 246L198 247L197 249L200 248L199 250L202 249V250H201L202 252L200 251V253L202 254L201 256L203 257L202 259H199V257H201V256H200V253H199V252H198L199 254L196 253V251H195V249H196ZM153 247H154V248H153ZM160 247H161V246H160ZM193 247H194V248H193ZM201 247H202V246H201ZM218 247H220V246H218ZM233 247H234V246H233ZM233 247H232V248H233ZM236 247H237V246H236ZM113 248H114V247H113ZM222 248H223V246H222ZM224 248H225V247H224ZM240 248H241V247H240ZM119 249H120V250H119ZM119 249H118L119 252L121 251L120 253L122 254V249H121V248H119ZM245 249H246V250L248 249V251H246V252H248V253H250V254H249V255H244L243 257H239V252H240V254H241ZM256 249H259V250H261V251H260V252L258 251V252H259L258 255H256L257 253L255 254V255H256V258H255V257L251 258V255L254 253V251H255ZM116 250H117V249H115V251H116ZM221 250H222V249H221ZM237 250H238V247H237ZM197 251H198V250H197ZM117 252H118V251H117ZM117 252H116L115 255L118 256V253H117ZM162 252H163V254H162ZM206 252H207V249H206ZM211 252H210V255H211V256H212V255L214 256L213 252H212V253H211ZM222 252H223V251H222ZM224 252H225V250H224ZM246 252H245V253H246ZM120 253H119V254H120ZM236 253H237V252H236ZM248 253H246V254H248ZM207 254H209V252H207ZM225 254H226V253H225ZM197 255H199V257H197ZM255 255H254V256H255ZM223 256H224V253H223ZM120 257H121V255H120ZM118 258H119V257H117V259H118ZM209 258H210V257H209ZM200 260H201V261H200ZM208 260H209V259H208ZM123 261H122V262H123ZM199 261H200V262H199ZM201 262H202V263H201ZM207 262H210V261H207ZM207 262H206V264H209V263H207ZM212 262H214V260H213ZM120 263H121V262L119 261V264H120ZM216 263H215V264H216ZM219 263H218V264H219ZM121 264H122V263H121ZM212 264H213V263H212ZM263 264H264V262H263Z\"/></svg>",
    "mask_w": 264,
    "mask_h": 264
}]
</instances>
